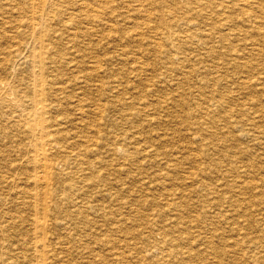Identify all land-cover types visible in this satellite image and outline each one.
<instances>
[{
  "label": "rangeland",
  "instance_id": "374dc122",
  "mask_svg": "<svg viewBox=\"0 0 264 264\" xmlns=\"http://www.w3.org/2000/svg\"><path fill=\"white\" fill-rule=\"evenodd\" d=\"M263 3H264V0H263ZM207 9H209V8L207 7ZM130 14H131V16H130ZM231 15H232L231 19L226 21V18H225L222 21L224 23L223 30L225 33L219 39L220 41H218L217 37H213V39L211 38L207 41L209 43L208 45L211 46V49L209 50V54H207L208 51H204L203 46L200 47L201 49L199 47H194V46L190 47V49H188L189 47L187 45H178L179 47L182 46V48H180V50L184 51L185 52L184 54H186V55L184 56L183 53L181 52L182 55L184 56V57H182L183 59L182 58H180V59L174 58L175 60L171 59V58L169 59V57L166 59V56H165L166 53L172 52V50L171 49L169 50L168 47L164 48L165 53L163 51L160 52L158 50H157V52H158L157 53L156 50L153 48L152 44H148V43H150L149 41L152 38V36H151L152 32L151 31L149 33L148 30H145V33H142L144 37H142L141 35L137 36V34H134V33L139 32V31H136L138 28H136V30L134 29L135 28L134 23L131 26L132 21H134L135 18H137L136 15H134V13H129V15L126 14L125 16H127V17H124L123 20L117 19V21H118L117 25L119 27L118 33L121 34V37H118V38L112 40L113 42L111 41L112 42L111 45L109 44V42L106 43V41H108V40H106V38H105V40L101 39L102 41L101 40L99 41V45L95 47V50L100 51V52L103 51V53L99 52L102 57H107V55H109V54H113L114 56H116L113 60L107 61V63H104V65L107 69H106V71H104V73L102 71L101 75H99L98 78L100 77L99 79H102L103 82L107 81V83H108L109 81L111 82V80L113 81V77H114L115 81L116 80L120 81V85L116 88H110L109 84H106L108 87H104V89H101L99 91V93L95 90H89L90 93H89L88 97H85L86 100L83 101V104H85V105H84V111L82 114H78L75 112V110H73L76 108V106L74 105V102H72V101H74V100H72L74 98H71V99L66 98V99L62 100V103H63L62 105L64 106V109L62 111H65V113L67 114V116L65 117L67 122L64 125L65 128H64V131L62 132V134H64L63 135L64 139H62V141L64 142V140L67 139L65 141V144H67V142H68V145H70L69 147H72V148H74L76 145H78V147L76 146V150H78L81 153L80 154L81 156H78V162L70 163L72 166L70 165L71 167L69 169L72 172L68 169V174H67L68 176L67 175L59 176L58 178L60 181L57 179L51 180V178H50L51 181L49 182L47 188L49 191L50 190L51 191L50 192L48 191L49 195L45 198V202H48V203H46V206H45L46 207V217L42 214V211H41V207L43 206L42 202L44 201L42 194L44 193L43 190H46V189L44 188L45 185L42 182L34 181L32 178L33 177L32 173H36L37 168H35V166L32 165L33 161L31 160L30 151L27 149L25 150L26 146L28 145L27 139H24L25 138L23 136L24 133L21 132V129H20L21 126L15 125L16 121L13 120L12 116H9L10 111L5 110L4 112L3 111L0 112V117H1V119H0V133H1L0 134V142H1V140H3L2 141L3 143L1 142V146H0V148L2 149V150L0 149V154L3 155V157L0 155V166H1L0 171L2 172L4 170L2 173L0 172V175H1L0 176V192L3 193L0 195L1 196V198H0V218H1L0 219V230H2V231H0V259L1 258L5 259L4 264H6V260H8V258H9V260L14 258L11 261V264H18V263L28 264L25 261H22L21 258H18V257L16 258L13 255L17 251H22V250H24V248H26L27 246L32 244V241L34 239L36 241L40 240L43 235L46 236V241L48 242V246L46 249H48L52 252L51 253L50 251L46 250V251H48L47 256H49L48 260L50 261L49 262L50 264H264V189L262 190V188H264L263 187V185H264V176H263V174H264V154H263L264 151H262V150H264V146H263V144H264V136L263 135L264 134H262V132H264V124H262V123H264V120H263L264 114L263 115L261 114L264 112V109H263L264 108V91H263L264 90V88H263V86H264V81H263L264 80V54H263L264 53V40H263L264 36H263L262 32H257L258 31L257 29H259V28L253 27V25H251V23H248V25H247L245 21H241L239 15H237L235 13H232ZM235 15H236V17H235ZM128 18H130V19L128 21H126L125 28H123L122 27V26H124L123 22H124V20H126ZM131 18L133 20H131ZM230 22L232 24H230ZM235 22L236 23L238 22L237 23L238 26L236 25ZM228 24L230 25L231 28L235 29L236 31L231 29L228 26ZM119 25H121V26H119ZM243 25H244V27H242ZM132 27H134V28H132ZM225 27L227 28V30H225L226 29ZM247 27H248V29H247ZM122 28H123V30H122ZM242 29H243V31L244 30H246V31L242 32ZM250 29H252V30H250ZM124 30H126L125 31L126 36L123 38V35H124L123 31ZM231 30H233V31L231 32ZM240 30H241V32H240ZM99 32L103 33L101 31H96L95 33H97V34H94V36L97 37ZM128 33L131 35H129ZM147 34H149V35H147ZM246 34H247V36H246ZM248 34H250V35H248ZM224 35H226V36L224 37ZM229 35L231 38L233 37V40L229 37ZM251 35H253V37ZM255 35H257V36H255ZM127 36H128V38H127ZM134 36H136V38L138 37V39L134 38ZM149 36H150V38H149ZM139 37L142 38L143 41L146 37L145 40L147 41V43H146V41H144V43H143L141 41L142 39L139 40ZM234 37H235V39L237 37V39L235 40ZM250 37H251V39H250ZM148 39H149V41H148ZM153 39H154V37H153ZM214 39H217V40H214ZM249 40H251L253 43L251 41L249 42ZM131 41H133V43ZM134 41H137V42H134ZM211 41H212V43H211ZM256 41H258V42H256ZM130 42H131V44H130ZM234 42H236V43H234ZM243 43H245L246 45L244 44V46H243ZM249 43H252V44H249ZM259 43L261 45H259ZM253 44H254V46H253ZM216 45H218L217 46L218 50L215 47ZM240 45L243 47H241ZM115 46H117V47H115ZM151 46H152V48H151ZM204 46L209 47L207 45H204ZM220 46L223 50L220 48ZM102 47H103V49H102ZM147 47H150V48H147ZM214 47H215V49H214ZM250 47H252V49ZM262 47H263V49H261ZM118 48H121V50ZM152 49L155 51H153ZM166 49H168V50H166ZM224 49L227 51H225ZM231 49H232V52H231ZM241 49H243V50L245 49V50L242 51ZM202 50H203V53H202ZM213 50H214L215 54L212 53ZM248 50H250V51H248ZM260 50H261L262 54L257 53ZM114 51L117 53H115ZM146 51H147V53H146ZM251 51H253L252 52L253 54H251ZM123 52L127 54V56H126V57H128L127 59H125V57L123 58V55L122 56L120 55V53H123ZM221 52L223 54H221ZM233 52H235L236 57H234L235 55ZM106 53H108V54L105 55ZM143 53H146V54H144L142 56ZM159 53H160V55H159ZM117 54H119L120 57ZM154 54L159 58V60ZM162 54H163V57H161ZM132 55L133 56H142L143 57L142 59H144V61L146 60V63H147V65L144 67V71H143L144 73L142 71H141V73H138V76H137L138 78L136 76H133V74H131V76H130V73L128 74V72H130L129 70L132 69V66L129 65V64H131V57H133ZM252 55L255 56L254 60H253ZM262 55H263V58L261 57ZM243 56H245V57H243ZM144 57H147L149 60L147 58H144ZM259 57H260V59H258ZM161 58H163V59H161ZM192 58H194V59L192 60ZM210 58H211V60H210ZM215 58H217V59H215ZM242 58H244V59L242 60ZM240 59H241V61H240ZM127 60H129L130 62H128ZM156 60L159 61V64L155 67L154 64H157ZM164 60H165V63L167 62L170 64L171 68L168 69L170 72L167 70L161 75V73L163 72L162 70H164L163 69L164 67L161 66L162 67L161 68L159 65H160V62L164 61ZM238 60H239V63H238ZM171 61H172V63H171ZM174 61H176V62H174ZM221 61L223 63H220ZM230 61H232V62H230ZM258 61H260V62L257 63ZM118 62H120V63H118ZM203 62H204V64H203ZM255 62H256V65H255ZM200 64H201V66H200ZM216 64H217V66H216ZM104 65H103V67H104ZM115 65H117V66H115ZM211 65H212V67H211ZM242 65H244V66H242ZM252 65H254V66H252ZM120 66H122V67H120ZM215 66H216V69H215ZM249 66L250 67L252 66L253 68L252 67L250 68ZM124 67H125V69H124ZM176 67H177V70H176ZM188 67H189V70H185V68L188 69ZM201 67L202 68L205 67V68L202 69ZM218 67H219V69H217ZM220 67H221V69H220ZM231 67H232V69H231ZM157 68H160V69H158V72H160V73L156 72L157 70H154ZM211 68L213 70H211ZM228 68H230V69H228ZM243 70H244L243 73H239V72H242ZM204 71H205V73H204ZM229 71H230V73H229ZM199 72H200V74H199ZM213 72H215V73H213ZM219 72H220V74H219ZM171 73L174 74V77H173V74H171ZM206 73L208 74V76L206 75ZM221 73H223V75ZM224 73L227 74L228 79L226 78L227 76L223 77L225 75ZM148 74L149 75L151 74L152 76L151 75L150 76L153 78H150V77L147 78V76H149ZM169 74H170V76H169ZM209 74H211V75H209ZM232 74H233V76H232ZM249 74H250V76H249ZM258 74H259V76H258ZM251 75L254 77L252 78ZM145 76H146V78H145ZM185 76L187 77V79ZM190 76H191V78H190ZM218 76H219V78H218ZM234 76L236 79L234 78ZM242 76L250 77L249 83H241L239 80H241ZM104 77H105V79H104ZM119 77H120V79H119ZM126 77H128V79H126ZM211 77H213V78H211ZM229 77L233 78L234 80L230 79ZM129 78L132 79V81ZM209 78H211V79H209ZM256 78H258V79H256ZM179 79L181 81L182 80H185V81L181 82ZM222 79H223V82H222ZM251 79H252V82H251ZM253 79H255L256 81ZM128 80L131 82H129ZM177 80L179 82H177ZM188 80H190V81H188ZM216 80H217V83H216ZM257 80H258V82H257ZM136 81H137V83H136ZM233 81H235V82H233ZM253 81H255V82H253ZM156 82H157V84H156ZM168 82H171V83H168ZM173 82L177 85H175ZM111 83H113V82H111ZM145 83H146V85H145ZM222 83L223 84L226 83V85L224 86ZM238 83L239 84L241 83V84L238 86ZM155 84L157 86H155ZM218 84H219V86H218ZM232 84H234V85H232ZM235 84H236V86H235ZM249 84H250V86H249ZM183 85H184V87H183ZM147 86H148V89H147ZM162 86H165V87L167 86V87L165 88ZM172 86H173V89H172ZM159 87H160V89H159ZM179 87H180L181 92L180 91L178 92ZM232 87L234 89L237 88V89H235V91L236 90H238V91L235 92ZM239 87L242 89H240ZM108 88H110L111 90H109ZM138 88H141L142 91H140V89H138ZM219 88L221 89L220 91H219ZM128 89H129V91H128ZM206 89L208 91H206ZM163 90H164V92H163ZM230 90H232L233 92ZM242 90H244V91L242 92ZM123 91H124V93H123ZM131 91H134L135 93H133ZM204 91L207 93H205ZM222 91L224 92V94L222 93ZM227 91L230 93L228 94ZM188 92H190V93H188ZM197 92H199V93H197ZM217 92H219V93L217 94ZM183 93H185V94H183ZM243 93L245 94V96L243 95ZM113 94H115V95H113ZM118 94H119V96H118ZM176 95H178L179 97L177 98ZM108 96H110L111 98ZM98 97H99V99H98ZM134 97H135V99H134ZM157 97H158V99H157ZM200 97H204V98H200ZM222 97L224 100L221 99ZM227 97L229 99H227ZM242 97H243V100H241ZM244 97H245V99H244ZM249 97H250V99H249ZM231 98H232V101L234 99V101H233L234 103L232 101H230ZM194 99L197 100V102ZM253 99H254V101H253ZM96 100L98 102L100 100V103H99V104H101V108L99 110V111H101L100 113H99V111L95 112L93 110V106H94L93 103H95ZM211 100H212V102H210ZM249 100H252V101H249ZM174 101H176V102H174ZM192 101H193V103H192ZM222 101H223V103H222ZM131 102H133L132 103L133 105L131 104ZM194 102H196V103H194ZM227 102L231 107L227 104ZM251 102L252 103L254 102V103L251 104ZM137 103L140 104L141 106L137 105ZM177 103H179V105ZM221 103L224 105H222ZM237 103H238V105H237ZM159 104H160V106H159ZM203 104H205V105H203ZM249 104L251 107L247 106ZM87 105H89V106H87ZM208 105H211L212 107L208 106ZM254 105H255V107H253ZM118 106H119V108H118ZM225 106H228V107H225ZM236 106H238V107L236 108ZM239 106H240V108H239ZM246 106L248 109L249 108H250V110L252 109L251 112H254L255 114L254 113L252 114L250 112V110H248L246 108ZM150 107L152 108V110ZM223 107H225V108H223ZM232 107H233V109H232ZM137 108L139 110H137ZM220 108H221V110H219ZM222 108H223V110H222ZM199 109H202V110H199ZM224 109H225V111H224ZM195 110L196 111L198 110V111L196 112ZM212 110L213 111L215 110V111L213 112ZM235 110H238V111H235ZM260 110H261V112H260ZM179 111H180V113H179ZM209 111H211V112H209ZM239 111H241L242 115L240 114ZM246 111H247V113H246ZM55 112L56 113H54V114H58V111H55ZM199 112H202V113H199ZM258 112H260V113L256 114ZM174 113H176L177 115ZM74 114H75V116H74ZM113 114H114V116H113ZM118 114H120V115H118ZM121 114H124V115H121ZM139 114H140V116H139ZM165 114H167V115H165ZM6 115H8L9 117ZM89 115H90V117H89ZM134 115H136V116H134ZM163 115L166 117H163ZM203 115H205V116H203ZM224 115H226L225 118H224ZM97 116H99V118ZM148 116L150 118H148ZM169 116L171 118H169ZM177 116H178V119H177ZM229 116L232 118H230ZM244 116H246V117L248 116V118H245ZM81 117H83V119ZM91 117H92V119H91ZM102 117L104 118V120ZM136 117H139V118H136ZM192 117L194 119H192ZM241 117H243V118H241ZM252 117L254 120L252 119ZM262 117H263V119H262ZM78 118H80V119H78ZM130 118H131V120H130ZM86 119H88V120H86ZM159 119L162 122H160ZM180 119H181V121H180ZM224 119H226V120H224ZM93 120H96V121H93ZM124 120H126V121H124ZM153 120H154V122H153ZM87 121H89V122H87ZM90 121H92V122H90ZM136 121H138V122H136ZM199 121H200V123H199ZM239 121H240V124H239ZM260 121L262 123H259ZM144 122H146V124H144ZM158 122H159V124H158ZM68 123H70V124H68ZM86 123L89 125L87 126ZM98 123H100V125ZM224 123H227V124H224ZM83 124H84V126H83ZM147 124H150V125L152 124V125L150 126ZM183 124H185V126ZM248 124L251 126V128H248L249 127ZM78 125H79V127H78ZM216 125L217 126L219 125L220 127L217 128ZM242 125H244V126H242ZM259 125H261L262 128ZM95 126L97 128H95ZM129 126L131 129H133V131L130 128H127ZM206 126L207 127L209 126L210 128L209 127L206 128ZM72 127L74 129L76 127L75 130H77L79 132L82 131V132H80V134H79V132H76L75 130H73ZM254 127H256V128H254ZM5 128H7V130ZM69 128L73 131L69 130ZM220 128L223 130H221ZM244 128H246V129L244 130ZM125 129H127V130H125ZM164 129H166V130L169 129V130L166 131ZM188 129H189V131H188ZM208 129H210V130H208ZM240 129H241V131H240ZM251 129H253V131H254L253 133H252ZM10 130H12V131H10ZM227 130L230 132L232 131V132L230 133ZM250 130H251V132H250ZM258 130H260V131L263 130V131L258 132ZM7 131H8V133H7ZM15 131H16V133H15ZM110 131L113 133L111 134ZM234 131L239 135V138H238V135ZM239 131L241 133L244 131V133L241 134V133H239ZM248 131L252 134H249ZM19 132H21V133H19ZM121 132H122V134H120ZM134 132H135V134H134ZM152 132H154L156 135ZM194 132H196V133H194ZM202 132H203V134L205 133V137L202 134ZM224 132H226L227 134H225ZM71 133H72V136L70 135ZM94 133H95V135H93ZM136 133H137V135H136ZM167 133L171 134V135H169L167 137V135H168ZM223 133H224V135H223ZM233 133H234V135H233ZM260 133L262 136H260ZM82 134H83L84 138L82 137ZM103 134H104V136H103ZM115 134H117V136ZM127 134H129V135H127ZM206 134H207V136H206ZM213 134L217 135L216 136L217 138H215L214 137L215 135H213ZM228 134H230V135H228ZM4 135H6L7 137H5ZM119 135H121V136H119ZM123 135H125L124 138H122ZM208 135H210V136H208ZM21 136H23V138ZM99 136L103 137V138H100ZM118 136H119V138H118ZM126 136L128 139L126 138ZM252 136L255 138H253ZM65 137H67V138H65ZM73 137H74V139H73ZM95 137H98V138H95ZM115 137H117V138L114 139ZM196 137H198V138H196ZM206 137H208L207 138L208 140L205 139ZM213 137L215 139H217V142L220 140H221L220 142H222V141L223 142L221 144H220V142H218V144H216L217 142L215 141V139ZM228 137H230V138H228ZM235 137H237V139H239V140L237 141V139ZM79 138L81 141L79 140ZM111 138H112V140H111ZM120 138H122V141ZM133 138H135V141ZM218 138H220V139L218 140ZM227 138H228V142H227ZM243 138H245V139H243ZM248 138L251 139V142H249L250 140ZM10 139H11V141H10ZM101 139H102V141H101ZM190 139H191V141H190ZM210 139H211V141H210ZM254 139H255V141H254ZM7 140H9V142ZM117 140H119L121 142H119ZM140 140H141V142H140ZM234 140L236 141L237 144L235 143ZM252 140L254 141L253 144H252ZM4 141H6L7 143ZM12 141H13V143H12ZM70 141H72V142L75 141V143L76 142L77 143L73 147L72 146L73 144H69ZM89 141H91V142H89ZM93 141H94V143H93ZM124 141H126L125 143L128 144V145L126 144L127 146L125 145ZM131 141H134V142H131ZM151 141H152V143H150ZM163 141H164V143H163ZM170 141H171V143H170ZM256 141H258V142H256ZM18 142H22V143H18ZM102 142H103V144H102ZM115 142H118V144H116ZM255 142H256V144H255ZM8 143H10V144H8ZM111 143H112V145H111ZM132 143H134L133 145H136V146H131ZM187 143L191 144V145H188ZM199 143H201V144H199ZM203 143H204V145H202ZM210 143L213 145L212 147H211ZM240 143H242V144H240ZM244 143H245V145H244ZM3 144H4V146H3ZM85 144L87 145V147ZM113 144L116 146H114ZM129 144H131V145H129ZM137 144H138V146H137ZM148 144H149V147L151 145H155L152 147V149H155V148H157V149L150 150L151 147L149 148ZM180 144H181V146H180ZM227 144H229L228 147L226 146ZM235 144H236V147H235ZM238 144H240V145H238ZM250 144H252L251 147L249 146ZM18 145H20V146H18ZM118 145H119V147H118ZM220 145H221V147H220ZM242 145H244V146L242 147ZM5 146H6V148H5ZM9 146H10V151H9L10 153H7V151L9 150ZM92 146L93 147L97 146V147L91 148ZM200 146H201V148H200ZM203 146H204V148H203ZM229 146H231V149ZM259 146H261V147H259ZM11 147L13 148V150ZM102 147H103V150H102ZM138 147H140V148H138ZM146 147L149 149H147ZM188 147H190V148H188ZM122 148L125 150H123ZM176 148L178 151L176 150ZM90 149L91 150L93 149L91 151V155L89 154ZM96 149H97V153H96ZM120 149H122L123 151L122 150L120 151ZM142 149H146V150H142ZM203 149H208V151L203 150ZM259 149H261V150H259ZM87 150H88V152H87ZM132 150H134V151H132ZM179 150H180V153H179ZM211 150H213L214 153ZM240 150H241V154H237L238 156L237 155L235 156L234 154H236V152L240 153ZM3 151L6 153L3 154ZM17 151L19 153H21V155H19L21 158L24 155H25V157H23L21 159L17 155V154H19ZM83 151H84V153H82ZM107 151L109 152V154ZM135 151H136V154H135ZM151 151H153V152H151ZM154 151H155V153H154ZM201 151H203V152H201ZM204 151H206V153ZM227 151H228V154H227ZM175 152L177 153V155H175ZM260 152H263V153H260ZM139 153L141 156L139 155ZM145 153H147V154H145ZM150 153H152V154H150ZM12 154L15 156H13ZM82 154H83V156H82ZM142 154H144V155H142ZM190 154H192V156ZM207 154H211V155H207ZM186 155H187V157H186ZM260 155H262V156H260ZM10 156H12V157H10ZM117 156H120V157L118 158ZM228 156H229V158H227ZM233 156H235V157H233ZM244 156H246V158ZM214 157L216 160L214 159ZM222 157H224V158L226 157V158L222 159ZM230 157H232V158H230ZM236 157H238L240 161ZM17 158L19 160H16ZM27 158H28V161H25V159L27 160ZM124 158L126 161L124 160ZM190 158L193 160V162ZM207 158H208V160H207ZM244 158H245V161H243ZM80 159L82 160V163L80 162L81 161ZM111 159H113V160H111ZM120 159L122 160V162ZM248 159H249V161H248ZM96 160H97V162H96ZM194 160H196V161H194ZM210 160L211 161L213 160L212 162H214V164ZM22 161H23V164H22ZM235 161H237V163H235ZM252 161H253V163H251ZM226 162H228L230 164V165L227 164L228 167H226ZM238 162L239 163L241 162L240 166H239ZM124 163H125V165H122ZM194 163H196V164H194ZM215 163H217V164L215 165ZM232 163L235 164V165H233L234 169H233V166H231ZM254 163H256V164H254ZM26 164L28 165L27 167H26ZM74 164H76V165H74ZM77 164L80 167H78ZM82 164H84V165H82ZM223 164H225V166ZM247 164H248L247 168H249V169L246 168ZM19 165L21 166V168ZM213 165H214V167H213ZM221 165L225 169H222ZM17 166H18V168H16ZM24 166L26 167V169ZM30 166L33 168V170L35 172L31 169L29 171V168H31ZM215 166H217V167H215ZM3 167H4V169H3ZM202 167H206V169L202 168ZM242 167H243V169H242ZM27 168H28V170H27ZM78 168L81 169L82 173H80V169H78ZM123 168H125V169H123ZM129 168H130V170H129ZM207 168H209L208 169L209 172L207 171ZM228 168L229 169L232 168V169L229 170ZM238 168H239V170H238ZM250 168H252V169L250 170ZM11 169H13L14 171ZM220 169L222 171H220ZM257 169H259V170H257ZM38 170H39V168H38ZM124 170H126L127 173ZM192 170H194V171H192ZM196 170H198V172ZM202 170H204V171H202ZM227 170H228V174H227ZM232 170L233 171L235 170V171L232 173ZM11 171H12V173H11ZM101 171H102V173H101ZM237 171H238V173H237ZM248 171H249V175H248ZM250 171L252 173H253V171L256 172V173L254 172L252 174L254 176L251 177ZM23 172H24V174H22ZM192 172L193 173L195 172L194 175H192L193 174ZM220 172H222V173H220ZM230 172H231L232 176L230 175ZM13 173H15V174H13ZM16 173H18V174H16ZM190 174L192 176H190ZM195 174H196V176H195ZM221 174H224V175L221 176ZM225 174H227V176ZM236 174H238V175H236ZM244 174H247L246 176H247V178L249 177V179H247ZM256 174H259V176H263V177H259L258 175L256 176ZM27 175H28V177H27ZM94 175H97V176L99 175V176L98 177L96 176L97 177V179H96V177ZM164 175H166V176H164ZM243 175H244V177H243ZM30 176H32V177H30ZM101 176H102V178H101ZM140 176H141V178H140ZM224 176H225V178H224ZM195 177L198 178L199 180L195 179ZM234 177H236V178H234ZM253 177H254V179L252 180ZM3 178H6V179H3ZM12 178H13V181H12ZM61 178H64V179L66 178V179L64 181L63 179L61 180ZM244 178L248 181H245ZM255 178L259 179L258 180L259 182L254 181V180H256ZM20 179H22V180L20 181ZM92 179H93V181H92ZM6 180H7V182H6ZM241 180H244V181L240 182ZM24 181H25V183H24ZM83 181H84V183H82ZM232 181H233V183H232ZM57 182H58V184H57ZM235 182H238V183H235ZM60 183L63 184V189L66 188L67 190L66 189L63 190L61 187L62 185ZM65 183L68 185L70 184V187H67V185ZM71 183H72V185H71ZM224 183H226L225 184L226 186L224 185ZM243 183L245 185H243ZM257 183H258V185H257ZM19 184H20V186H19ZM22 184H23V186H22ZM29 184H30V186L27 187ZM38 184H40V185H38ZM82 184L83 185L89 184L91 186L88 185V187H87L86 185H84V187H83ZM235 184H237V185H235ZM246 184H248V186H246ZM15 185H16V187H15ZM32 185H34L35 188L36 189L38 188V189L35 190V188ZM52 185H55V186L52 187ZM141 185H142V187H141ZM202 185L205 187H202ZM222 185H224L225 187ZM229 185H230V187H232L231 189L229 188ZM11 186H12V188H11ZM56 186H57V188H56ZM166 186H168V187H166ZM256 186H258V188ZM72 187H73V189H72ZM80 187H83V188L80 189ZM193 187H194V189H193ZM238 187L240 190L238 189ZM246 187H247V190L245 189ZM18 188H19V190H18ZM70 189L73 191H71ZM106 189H107V191H105ZM259 189H261V191H259ZM230 190H231V193H229ZM244 190L247 192H245ZM173 191L176 193H173ZM184 191L186 194L184 193ZM237 191H239V192H237ZM34 192H36V193H34ZM51 192L53 195H51ZM57 192H59V193H57ZM107 192L108 193L110 192L111 195H110V193L108 194ZM235 192H237V193H235ZM4 193H5L6 197L4 196ZM19 193H20V195H19ZM238 193H240V194H238ZM25 194H26V196H25ZM78 194H79V196H78V198H76ZM74 195H76L75 198H74ZM180 195L182 197H180ZM9 196L12 199V201L10 198H7ZM12 196H14V197H12ZM33 196L34 197L37 196V197L33 198ZM50 196H51V198H50ZM53 196L55 197L56 200H53L54 199ZM62 196H63V198H62ZM178 196H179V198H178ZM24 197L26 199H23ZM31 198H32V200H31ZM171 198H175V199H171ZM1 199H3V200H1ZM35 199L38 201H36ZM76 199H77V201H76ZM134 199L135 200L139 199L140 201L139 200L135 201ZM205 199H207V200H205ZM20 200H23V201H20ZM28 200H30V201H28ZM123 200H124V202H123ZM26 201H27V203H26ZM53 201H55V202H53ZM79 201L81 203H84L85 205L81 204ZM138 201L142 203V204L140 203L141 206L139 203H137ZM181 201L183 203H181ZM224 201H225V203H224ZM39 202H41V204ZM63 202L66 204H64ZM130 203H134V204L132 205ZM173 203H175V204H173ZM178 203H179V206H177ZM186 203H188L189 205ZM79 204H81V205H79ZM137 204H138V206H137ZM165 204L167 205L168 208H166ZM129 205H130V209H129ZM82 206H84V207H82ZM184 206H185V208H184ZM225 206H227V207H225ZM178 207H181L183 210L179 208L180 211H178V209H177ZM105 209L106 210L108 209V210L105 211ZM235 209L239 212H237ZM140 210H142L143 212ZM222 210H225L226 214ZM182 211H183V214H182ZM218 211H220V212L218 213ZM144 212H146V213H144ZM177 212H179V213H177ZM240 212H241V214H240ZM150 213H151V215H150ZM134 214H136V215H134ZM180 214H182V215H180ZM31 215L33 216L32 218H31ZM37 215H38V217H37ZM50 215H51V217H50ZM63 216H65L66 218ZM177 216H179V217H177ZM87 218L89 219V221L91 219V221L90 222L87 221ZM152 218H153V220H152ZM176 218H177V220H176ZM36 219L39 221L42 220V224L48 223L49 225L46 224L47 228L45 227V225H43L44 226L43 230L45 233L44 232L42 233V232H40V230H38L37 234L35 233L34 238H32L33 237L32 235L34 234L33 228H32L34 226H33L32 222L35 224L34 221ZM68 219L70 220V222ZM191 220H192V222H191ZM119 221H121V222H119ZM169 221H171V222H169ZM52 223H55V224L58 223V224H56L57 225L56 226L55 224L53 225ZM170 223H172L174 225L171 226ZM30 225H32V227H29ZM62 225H63V227H62ZM58 226H59V228H58ZM169 226H170L169 229L170 230L174 229L172 231L175 232V233H173L174 234L173 237L175 238V243L177 245L175 244L176 246L174 245V248L177 247L178 250H176V251H179L181 254V255H178L179 253H176L174 259L169 258L168 256L165 257V251L167 250L168 246H169V248L171 246L169 244H167L166 242H162L160 240L161 239L160 234H162L161 231L165 232L164 230L166 228H168ZM164 227H165V229H164ZM63 230H65V231H63ZM68 230H69V232H67ZM159 230H161V231H159ZM30 231H32V232H30ZM70 231L72 233H70ZM136 231L138 232L137 234H136ZM54 232H56V233H54ZM141 232H142V234H141ZM46 233H48V236ZM55 234L57 235L58 238L56 237ZM68 234H70L71 236L69 235L70 236L69 237ZM147 234H148V236H147ZM178 234H180L181 236H178ZM138 235H140V237ZM63 236L65 238H67V240H69L70 242L67 241ZM216 236H217V238H216ZM35 237H37V239ZM147 237L151 240V242ZM176 237L178 239H176ZM47 238H49V239H47ZM54 238H55V242H54ZM61 239H63L62 240L63 242L61 241L62 244L59 243V241ZM142 239L146 240L147 243L145 241H143ZM56 240L58 243L56 242ZM180 240H182V241H180ZM52 241H53V243H52ZM64 241H66L67 244ZM159 241H160V243H159ZM209 241H211V244H209L210 243ZM103 242H105V243H103ZM126 243H127V245H125ZM56 244H57V246L55 247L54 245H56ZM69 244L71 245V247L69 246ZM146 244L150 245V246H146ZM196 244H198V245H196ZM59 246L60 247L62 246L61 247L62 249ZM151 246L152 247L156 246V248L151 249L150 248ZM64 247L67 249L65 250ZM148 248H150V249H149L148 255H147ZM160 248L161 249L163 248V249L160 250ZM57 249H59V250H57ZM63 249H64V251H63ZM183 249H184V251H183ZM52 250H54V251H52ZM143 250L145 251V253ZM162 251H164L163 252L164 256H163ZM184 252H186L185 255H184ZM54 253H55V255H54ZM63 253H65V254H63ZM143 253H144V255H143ZM155 253L157 254V257H156ZM119 255H121L120 258H122V259H119ZM145 255H146V257H145ZM154 255H155V257H154ZM51 257L54 259H52ZM161 257H163V258H161ZM0 264H2V263H0Z\"/></svg>",
  "mask_w": 264,
  "mask_h": 264
},
{
  "label": "bare ground",
  "instance_id": "6f19581e",
  "mask_svg": "<svg viewBox=\"0 0 264 264\" xmlns=\"http://www.w3.org/2000/svg\"><path fill=\"white\" fill-rule=\"evenodd\" d=\"M207 7L209 8V9H207ZM129 13H134V15H136V17L137 18H135V20L134 21H132V24H131V26L133 25V23L135 24V28L134 27H132V28H134L135 30H136V28H138L136 31H139V32H137V33H134L133 31V33L134 34H137V36L138 35H141L142 37H144L143 36V34L142 33H145V30H148L149 31V33H150V31L152 32V40L150 39V41H149V39H148V41L150 42V43H148V44H152V46H153V48L156 50V52H157V50L158 51H160V52H164L165 51V47H168V49L170 50H172V52H167L166 53V59L169 57V59L171 58V59H174V58H178V59H180V58H182V57H184L186 54H184L185 52L184 51H182V50H180V48H182V46L181 47H179L178 45H187L189 48L188 49H190V47H202L203 46V49H204V51H208L207 52V54H209V50L211 49V46H209L208 44V40L209 39H213V37H217V39H218V41H220L219 39L223 36V34L225 33L224 32V30H223V25H224V23L222 22L225 18H226V21H228L229 19H231V17H232V13H235V14H237V15H239V17H240V19H241V21H245L246 22V24L248 25V23H251V25H253V27H255V28H259V29H257L258 31L257 32H262V34H263V36H264V3H263V0H0V112L1 111H5V110H8V111H10V114H9V116H12V118H13V120H15L16 122H15V125H19V126H21L20 127V129H21V132H23L24 134H23V136L25 137L24 139H27V142H28V147L26 146V148H25V150L27 149V150H29L30 151V154H31V160L33 161V166H35V168H37L36 169V173H32V176H30V177H32L33 178V180L34 181H40V182H42L44 185H45V189L46 190H43L44 191V193L42 194V196H43V202H42V207H41V211H42V214L46 217V203H48V202H45V198L49 195V193H48V188H47V186H48V184H49V182L51 181V180H53V179H57V180H59V176H65V175H67L68 174V169L72 166L70 163H75V162H78V156H81L80 154V152L78 151V150H76V146L78 147V145H76V143H75V141H70V143L69 144H73L72 146L74 147L75 145V147L74 148H72V147H69L70 145H68V142H67V144H65V141L67 140H64V142L62 141V139H64L63 138V135L64 134H62V132L64 131V125L66 124V119H65V117L67 116V114L65 113V111H62L63 109H64V106L62 105L63 103H62V100H64V99H71V98H74V99H72V100H74V101H72V102H74V105L76 106V108L75 109H73V110H75V112L76 113H78V114H82L83 113V111H84V105L85 104H83V101H85L86 100V98L85 97H88V95H89V93H90V91L89 90H95V91H97L98 93H99V91L101 90V89H104V87H108L106 84H109V87L110 88H116V87H118L119 85H120V81L119 80H116L115 81V79H114V77H113V81L111 80V82H113V83H111L110 81L107 83V81L106 82H103L102 81V79H99L98 78V76L99 75H101V73H102V71H103V73H104V71H106V67H105V65H104V63H107V61H111V60H113L116 56H114L113 54H109V55H107L108 53H106L105 55H107V57H102L101 56V54L100 53H103V51L102 52H100V51H96L95 50V47L96 46H98L99 45V41L101 40V39H104L105 40V38H106V40H108V41H106V43H108L109 42V44L111 45L112 44V40H114V39H116V38H118V37H121V34H119L118 33V21H117V19H121V20H123V18L124 17H127V16H125L126 14H128L129 15ZM130 16H131V14H130ZM133 16V15H132ZM216 16V17H215ZM235 17H236V15H235ZM130 18H128V19H126V20H124V26H122L123 28H125V23H126V21H128ZM197 19V20H196ZM239 19V20H240ZM131 20H133L132 18H131ZM232 22V21H231ZM230 22V24H232ZM122 23V22H121ZM236 23V22H235ZM234 23V24H235ZM238 23V22H237ZM237 23H236V25H237ZM244 23V22H243ZM242 24V23H241ZM129 25V24H128ZM227 25V24H226ZM225 25V26H226ZM245 25V24H244ZM244 25L242 26V27H244ZM119 26H121V25H119ZM228 26L230 27V25L228 24ZM233 26V25H232ZM238 26V25H237ZM241 26V25H240ZM235 27V26H234ZM249 27V26H248ZM248 27H247V29H248ZM123 28H122V30H123ZM131 28V27H130ZM226 28V27H225ZM231 28V27H230ZM237 28V27H236ZM240 28V27H239ZM252 28V27H251ZM127 29V28H126ZM129 29V28H128ZM229 29V28H228ZM231 29H233V28H231ZM131 30V29H130ZM134 30V31H135ZM225 30H227V28L225 29ZM233 30H235V29H233ZM233 30H231V32L233 31ZM250 30H252V29H250ZM256 30V29H255ZM96 31H101V32H103V33H100L99 32V34L97 35V37H95L94 36V34H97V33H95ZM125 31L126 30H124L123 31V38L126 36L125 35ZM230 31V30H229ZM236 31V30H235ZM244 31H246V30H244ZM243 31V29H242V32H244ZM129 32V31H128ZM240 32H241V30H240ZM239 32V33H240ZM254 32V31H253ZM131 33V32H130ZM255 33V32H254ZM127 34V33H126ZM129 34V33H128ZM132 34V33H131ZM131 34H129V35H131ZM133 34V35H134ZM245 34V33H244ZM256 34V33H255ZM261 34V35H262ZM93 35V36H92ZM147 35H149V34H147ZM239 35V34H238ZM237 35V36H238ZM248 35H250V34H248ZM260 35V36H261ZM140 36V37H141ZM226 35H224V37H225ZM236 36V35H235ZM246 36H247V34H246ZM252 37H253V35H251ZM255 36H257V35H255ZM130 37V36H129ZM139 37V40H141L142 38H140ZM148 37V36H147ZM153 37H154V39H153ZM229 37H230V35H229ZM228 37V38H229ZM239 37V36H238ZM241 37V36H240ZM249 37V36H248ZM127 38H128V36H127ZM134 38H136V36H134ZM149 38H150V36H149ZM231 38V37H230ZM229 38V39H230ZM260 38V37H259ZM262 38V37H261ZM130 39V38H129ZM136 39H138V37L136 38ZM145 39H146V37H145ZM144 39V41H146ZM217 39H214V40H217ZM226 39V38H225ZM232 40H233V37L231 38ZM234 39H235V37H234ZM236 39H237V37H236ZM235 39V40H236ZM250 39H251V37H250ZM127 40V39H126ZM135 40V39H134ZM224 40V39H223ZM222 40V41H223ZM234 40V41H235ZM241 40V39H240ZM253 40V39H252ZM264 40V39H263ZM102 41V40H101ZM112 41V42H111ZM123 41V40H122ZM143 43H144V41H143V39L141 40ZM243 41V40H242ZM251 40H249V42H250ZM125 42V41H124ZM132 43H133V41H131ZM131 42H130V44H131ZM134 42H137V41H134ZM216 42V41H215ZM225 42V41H224ZM230 42V41H229ZM238 42V41H237ZM246 42V41H245ZM252 42V41H251ZM256 42H258V41H256ZM261 42V41H260ZM105 43V44H106ZM141 43V42H140ZM146 43H147V41H146ZM211 43H212V41H211ZM214 43V42H213ZM232 43V42H231ZM234 43H236V42H234ZM253 43V42H252ZM252 43H249V44H252ZM244 44L245 43H243V46H244ZM257 44V43H256ZM109 45V46H110ZM115 45V44H114ZM142 45V44H141ZM145 45V44H144ZM192 45V46H191ZM204 45H207V46H209V47H205ZM246 45V44H245ZM259 45H261L260 43H259ZM258 45V46H259ZM108 46V45H107ZM106 46V47H107ZM139 46V45H138ZM143 46V45H142ZM152 46H151V48H152ZM217 46L218 45H216L215 47L217 48ZM222 46V45H221ZM221 46H220V48H221ZM228 46V45H227ZM231 46V45H230ZM234 46V45H233ZM241 46V45H240ZM243 46H241V47H243ZM249 46V45H248ZM253 46H254V44H253ZM252 46V47H253ZM114 47V46H113ZM115 47H117V46H115ZM125 47V46H124ZM123 47V48H124ZM215 47H214V49H215ZM239 47V46H238ZM240 47V48H241ZM252 47H250L251 49H252ZM108 48V47H107ZM132 48V47H131ZM130 48V49H131ZM137 48V47H136ZM147 48H150V47H147ZM219 48V49H220ZM225 48V47H224ZM232 48V47H231ZM234 48V47H233ZM256 48V47H255ZM258 48V47H257ZM102 49H103V47H102ZM118 49H120L121 50V48H118ZM142 49V48H141ZM168 49H166V50H168ZM185 49V48H184ZM196 49V48H195ZM198 49V48H197ZM201 49V48H200ZM222 49V48H221ZM246 49V48H245ZM244 49V50H245ZM261 49H263V47L261 48ZM115 50V49H114ZM119 50V51H120ZM126 50V49H125ZM144 50V49H143ZM153 50V49H152ZM155 50H153V51H155ZM187 50V49H186ZM217 50H218V48H217ZM223 50V49H222ZM225 50V49H224ZM230 50V49H229ZM235 50V49H234ZM233 50V51H234ZM242 51H244L243 49H241ZM255 50V49H254ZM118 51V50H117ZM131 51V50H130ZM149 51V50H148ZM152 51V52H153ZM225 51H227V50H225ZM248 51H250V50H248ZM256 51V50H255ZM100 52V53H99ZM108 52V51H107ZM115 52V51H114ZM125 52V51H124ZM120 53V55L122 56L123 55V58L125 57V59H127L128 57H126L127 56V54L126 53ZM128 52V51H127ZM142 52V51H141ZM140 52V53H141ZM183 53V55H182V53ZM189 52V51H188ZM231 52H232V49H231ZM253 51H251V54H253L252 53ZM263 52V51H262ZM115 53H117V52H115ZM146 53H147V51H146ZM146 53H143L142 54V56L144 55V54H146ZM158 53V52H157ZM165 53V52H164ZM192 53V52H191ZM202 53H203V50H202ZM213 54H215L214 53V50H213V52H212ZM228 53V52H227ZM234 53V55H235V52H233ZM240 53V52H239ZM257 53H261V50L259 51V52H257ZM156 54V53H155ZM154 54V55H155ZM168 54V55H167ZM190 54V53H189ZM205 54V53H204ZM206 54V55H207ZM221 54H223L222 52H221ZM226 54V53H225ZM238 54V53H237ZM262 54V53H261ZM264 54V53H263ZM103 55V54H102ZM117 55H119V54H117ZM120 55H119V57H120ZM159 55H160V53H159ZM158 55V56H159ZM194 55V54H193ZM199 55V54H198ZM197 55V56H198ZM240 55V54H239ZM131 56V55H130ZM133 56V55H132ZM142 56H133V57H131V64H129V65H131L132 66V69H130L129 71L130 72H128V74L130 73V76H131V74H133V76H138V73H141V71L143 72L144 71V67L147 65V63H146V60L144 61V59H142L143 57ZM150 56V55H149ZM156 56V55H155ZM188 56V55H187ZM219 56V55H218ZM217 56V57H218ZM231 56V55H230ZM251 56V55H250ZM253 56V55H252ZM259 56V55H258ZM257 56V57H258ZM118 57V56H117ZM157 57V56H156ZM161 57H163V54L161 55ZM190 57V56H189ZM192 57V56H191ZM208 57V56H207ZM212 57V56H211ZM215 57V56H214ZM234 57H236V55L234 56ZM243 57H245V56H243ZM249 57V56H248ZM254 57L255 56H253V60H254ZM262 58H263V55L261 56ZM144 58H147V57H144ZM158 58V57H157ZM201 58V57H200ZM227 58V57H226ZM250 58V57H249ZM148 59V58H147ZM151 59V58H150ZM161 59H163V58H161ZM183 59V58H182ZM181 59V60H182ZM194 58H192V60H193ZM204 59V58H203ZM215 59H217V58H215ZM225 59V58H224ZM237 59V58H236ZM244 58H242V60H243ZM247 59V58H246ZM251 59V58H250ZM249 59V60H250ZM258 59H260V57L258 58ZM122 60V59H121ZM149 60V59H148ZM158 60H159V58H158ZM158 60H156L157 62V64H154L155 65V67L159 64V61ZM175 60V59H174ZM187 60V59H186ZM210 60H211V58H210ZM116 61V60H115ZM128 62H130L129 60H127ZM177 61V60H176ZM176 61H174V62H176ZM185 61V60H184ZM188 61V60H187ZM201 61V60H200ZM223 61V60H222ZM220 62V63H223V62ZM240 61H241V59H240ZM248 61V60H247ZM173 62V63H174ZM230 62H232V61H230ZM229 62V63H230ZM246 62V61H245ZM260 61H258L257 63H259ZM112 63V62H111ZM118 63H120V62H118ZM117 63V64H118ZM155 63V62H154ZM167 63V62H166ZM165 63V60L164 61H161L160 62V67L162 66V67H164L163 69L164 70H162L163 72L161 73V75L165 72V71H167L169 68H171L170 67V64L169 63H167L166 64ZM171 63H172V61H171ZM178 63V62H177ZM184 63V62H183ZM234 63V62H233ZM238 63H239V60H238ZM237 63V64H238ZM251 63V62H250ZM249 63V64H250ZM180 64V63H179ZM203 64H204V62H203ZM218 64V63H217ZM217 64H216V66H217ZM232 64V63H231ZM235 64V63H234ZM243 64V63H242ZM248 64V63H247ZM262 64V63H261ZM260 64V65H261ZM103 65H104V67H103ZM107 65V64H106ZM122 65V64H121ZM223 65V64H222ZM221 65V66H222ZM255 65H256V62H255ZM109 66V65H108ZM115 66H117V65H115ZM194 66V65H193ZM200 66H201V64H200ZM216 66H215V69H216ZM224 66V65H223ZM237 66V65H236ZM240 66V65H239ZM242 66H244V65H242ZM252 66H254V65H252ZM251 66V67H252ZM119 67V66H118ZM117 67V68H118ZM120 67H122V66H120ZM150 67V66H149ZM161 67V68H162ZM211 67H212V65H211ZM233 67V66H232ZM232 67H231V69H232ZM250 67V66H249ZM250 67V68H251ZM151 68V67H150ZM180 68V67H179ZM202 68V67H201ZM205 68V67H204ZM204 68H202V69H204ZM242 68V67H241ZM253 68V67H252ZM258 68V67H257ZM256 68V69H257ZM260 68V67H259ZM124 69H125V67H124ZM158 69H160V68H157V69H154V70H157L156 72H158ZM182 69V68H181ZM198 69V68H197ZM201 69V70H202ZM210 69V68H209ZM217 69H219V67L217 68ZM220 69H221V67H220ZM228 69H230V68H228ZM234 69V68H233ZM243 69V68H242ZM249 69V68H248ZM176 70H177V67H176ZM185 70H189V67H188V69H186L185 68ZM211 70H213L212 68H211ZM241 70V69H240ZM121 71V70H120ZM169 71V70H168ZM233 71V70H232ZM125 72V71H124ZM146 72V71H145ZM153 72V71H152ZM170 72V71H169ZM180 72V71H179ZM191 72V71H190ZM202 72V71H201ZM222 72V71H221ZM235 72V71H234ZM244 72V70L242 71V72H239V73H243ZM144 73V72H143ZM149 73V72H148ZM158 73H160V72H158ZM183 73V72H182ZM187 73V72H186ZM185 73V74H186ZM204 73H205V71H204ZM209 73V72H208ZM213 73H215V72H213ZM229 73H230V71H229ZM110 74V73H109ZM171 74H173V73H171ZM184 74V75H185ZM189 74V73H188ZM199 74H200V72H199ZM219 74H220V72H219ZM222 75H223V73H221ZM225 74V73H224ZM103 75V74H102ZM142 75V74H141ZM149 75V74H148ZM151 75V74H150ZM147 76V78L148 77H150V78H153V77H151V76ZM160 75V76H161ZM181 75V74H180ZM179 75V76H180ZM183 75V74H182ZM196 75V74H195ZM206 75L208 76V74L206 73ZM209 75H211V74H209ZM242 75V74H241ZM245 75V74H244ZM253 75V74H252ZM251 75V76H252ZM157 76V75H156ZM169 76H170V74H169ZM176 76V75H175ZM200 76V75H199ZM225 76H227V74H225L223 77H225ZM232 76H233V74H232ZM231 76V77H232ZM249 76H250V74H249ZM258 76H259V74H258ZM263 76V75H262ZM103 77V76H102ZM140 77V76H139ZM142 77V76H141ZM144 77V76H143ZM164 77V76H163ZM173 77H174V74H173ZM172 77V78H173ZM186 77V76H185ZM189 77V76H188ZM198 77V76H197ZM215 77V76H214ZM221 77V76H220ZM222 77V78H223ZM254 76H252V78H253ZM122 78V77H121ZM138 78V77H137ZM145 78H146V76H145ZM166 78V77H165ZM171 78V77H170ZM190 78H191V76H190ZM211 78H213V77H211ZM211 78H209V79H211ZM218 78H219V76H218ZM227 79H228V76L226 77ZM225 78V79H226ZM230 78V77H229ZM234 78H235V76H234ZM238 78V77H237ZM104 79H105V77H104ZM119 79H120V77H119ZM126 79H128V77H126ZM130 79V78H129ZM135 79V78H134ZM164 79V78H163ZM177 79V78H176ZM186 79H187V77H186ZM189 79V78H188ZM230 79H233V78H230ZM229 79V80H230ZM236 79V78H235ZM256 79H258V78H256ZM131 81H132V79H130ZM142 80V79H141ZM146 80V79H145ZM150 80V79H149ZM167 80V79H166ZM171 80V79H170ZM174 80V79H173ZM180 80V79H179ZM191 80V79H190ZM190 80H188V81H190ZM215 80V79H214ZM234 80V79H233ZM253 80H255V79H253ZM122 81V80H121ZM129 81V80H128ZM127 81V82H128ZM131 81H129V82H131ZM135 81V80H134ZM143 81V80H142ZM181 81V80H180ZM182 81H185V80H182ZM181 81V82H182ZM187 81V80H186ZM221 81V80H220ZM226 81V80H225ZM237 81V80H236ZM241 83H249V81H250V77H247V76H242L241 77V80H239ZM256 81V80H255ZM255 81H253V82H255ZM260 81V80H259ZM262 81V80H261ZM264 81V80H263ZM262 81V82H263ZM139 82V81H138ZM158 82V81H157ZM157 82H156V84H157ZM177 82H179L178 80H177ZM209 82V81H208ZM215 82V81H214ZM213 82V83H214ZM219 82V81H218ZM222 82H223V79H222ZM233 82H235V81H233ZM251 82H252V79H251ZM250 82V83H251ZM257 82H258V80H257ZM122 83V82H121ZM124 83V82H123ZM136 83H137V81H136ZM144 83V82H143ZM151 83V82H150ZM154 83V82H153ZM160 83V82H159ZM168 83H171V82H168ZM174 83V82H173ZM172 83V84H173ZM207 83V82H206ZM212 83V82H211ZM210 83V84H211ZM216 83H217V80H216ZM215 83V84H216ZM230 83V82H229ZM237 83V82H236ZM240 83V84H241ZM260 83V82H259ZM149 84V83H148ZM147 84V85H148ZM155 84V86H157ZM162 84V83H161ZM165 84V83H164ZM175 84V83H174ZM191 84V83H190ZM193 84V83H192ZM201 84V83H200ZM199 84V85H200ZM223 84V83H222ZM239 83H238V86L240 85ZM253 84V83H252ZM145 85H146V83H145ZM175 85H177V84H175ZM212 85V84H211ZM210 85V86H211ZM217 85V84H216ZM215 85V86H216ZM221 85V84H220ZM224 86L226 85V83L225 84H223ZM232 85H234V84H232ZM142 86V85H141ZM144 86V85H143ZM170 86V85H169ZM207 86V85H206ZM218 86H219V84H218ZM217 86V87H218ZM223 86V87H224ZM231 86V85H230ZM229 86V87H230ZM235 86H236V84H235ZM249 86H250V84H249ZM255 86V85H254ZM162 87H165V86H162ZM161 87V88H162ZM167 87V86H166ZM165 87V88H166ZM183 87H184V85H183ZM192 87V86H191ZM200 87V86H199ZM221 87V86H220ZM222 87V88H223ZM247 87V86H246ZM257 87V86H256ZM110 88H108L109 90H111ZM206 88V87H205ZM233 88V87H232ZM240 88V87H239ZM258 88V87H257ZM262 88V87H261ZM263 88H264V86H263ZM126 89V88H125ZM124 89V90H125ZM138 89H140V91H142L141 90V88H138ZM147 89H148V86H147ZM159 89H160V87H159ZM164 89V88H163ZM170 89V88H169ZM172 89H173V86H172ZM178 89V88H177ZM187 89V88H186ZM212 89V88H211ZM218 89V88H217ZM235 89H237V88H235ZM235 89L233 88V90L235 91ZM240 89H242V88H240ZM246 89V88H245ZM113 90V89H112ZM118 90V89H117ZM120 90V89H119ZM131 90V89H130ZM133 90V89H132ZM152 90V89H151ZM205 90V89H204ZM210 90V89H209ZM221 89L219 88V91H220ZM106 91V90H105ZM126 91V90H125ZM128 91H129V89H128ZM127 91V92H128ZM156 91V90H155ZM167 91V90H166ZM173 91V90H172ZM175 91V90H174ZM180 91V87H179V90H178V92ZM206 91H208L207 89H206ZM214 91V90H213ZM224 91V90H223ZM222 91V93L224 94V92ZM230 91H232V90H230ZM236 91H238V90H236ZM235 91V92H236ZM241 91V90H240ZM244 90H242V92H243ZM264 91V90H263ZM107 92V91H106ZM131 92H133V93H135L134 91H131ZM163 92H164V90H163ZM170 92V91H169ZM181 92V91H180ZM195 92V91H194ZM205 92V91H204ZM228 92V91H227ZM233 92V91H232ZM241 92V93H242ZM96 93V92H95ZM110 93V92H109ZM118 93V92H117ZM123 93H124V91H123ZM188 93H190V92H188ZM193 93V92H192ZM197 93H199V92H197ZM205 93H207V92H205ZM212 93V92H211ZM219 92H217V94H218ZM230 92H228V94H229ZM240 93V94H241ZM245 93V92H244ZM243 93V95L245 96V94ZM263 93V92H262ZM108 94V93H107ZM148 94V93H147ZM150 94V93H149ZM175 94V93H174ZM173 94V95H174ZM183 94H185V93H183ZM203 94V93H202ZM216 94V93H215ZM233 94V93H232ZM237 94V93H236ZM113 95H115V94H113ZM118 96H119V94H118ZM130 96V95H129ZM138 96V95H137ZM150 96V95H149ZM177 96V98L179 97L178 95H176ZM215 96V95H214ZM217 96V95H216ZM102 97V96H101ZM108 97H110V96H108ZM127 97V96H126ZM131 97V96H130ZM154 97V96H153ZM160 97V96H159ZM166 97V96H165ZM175 97V96H174ZM235 97V96H234ZM247 97V96H246ZM97 98V97H96ZM105 98V97H104ZM111 98V97H110ZM118 98V97H117ZM122 98V97H121ZM120 98V99H121ZM128 98V97H127ZM168 98V97H167ZM200 98H204V97H200ZM98 99H99V97H98ZM97 99V100H98ZM102 99V98H101ZM107 99V98H106ZM129 99V98H128ZM134 99H135V97H134ZM155 99V98H154ZM157 99H158V97H157ZM160 99V98H159ZM162 99V98H161ZM174 99V98H173ZM181 99V98H180ZM206 99V98H205ZM221 99H223V97L221 98ZM227 99H229L228 97H227ZM244 99H245V97H244ZM249 99H250V97H249ZM95 101V103H93L94 104V106H93V110L95 111V112H98L99 110H100V108H101V104H99L100 103V100H99V102L98 101ZM103 100V99H102ZM118 100V99H117ZM126 100V99H125ZM144 100V99H143ZM176 100V99H175ZM193 100V99H192ZM195 100V99H194ZM224 100V99H223ZM226 100V99H225ZM241 100H243V97H242V99ZM67 101V100H66ZM111 101V100H110ZM119 101V100H118ZM170 101V100H169ZM196 102H197V100H195ZM230 101H232V98L230 99ZM233 101H234V99H233ZM232 101V102H233ZM245 101V100H244ZM249 101H252V100H249ZM253 101H254V99H253ZM68 102V101H67ZM127 102V101H126ZM156 102V101H155ZM174 102H176V101H174ZM196 102H194V103H196ZM210 102H212V100L210 101ZM225 102V101H224ZM257 102V101H256ZM113 103V102H112ZM133 102H131V104H132ZM145 103V102H144ZM151 103V102H150ZM172 103V102H171ZM192 103H193V101H192ZM209 103V102H208ZM222 103H223V101H222ZM221 103V104H222ZM234 103V102H233ZM254 103V102H253ZM252 102H251V104H253ZM67 104V103H66ZM178 105H179V103H177ZM202 104V103H201ZM212 104V103H211ZM226 104V103H225ZM227 104H228V102H227ZM256 104V103H255ZM259 104V103H258ZM106 105V104H105ZM133 105V104H132ZM137 105H139V106H141L140 104H138L137 103ZM149 105V104H148ZM183 105V104H182ZM200 105V104H199ZM203 105H205V104H203ZM219 105V104H218ZM222 105H224V104H222ZM229 105V104H228ZM232 105V104H231ZM237 105H238V103H237ZM87 106H89V105H87ZM113 106V105H112ZM123 106V105H122ZM136 106V105H135ZM159 106H160V104H159ZM165 106V105H164ZM187 106V105H186ZM194 106V105H193ZM208 106H211V105H208ZM220 106V105H219ZM230 106V105H229ZM248 107L250 106V104L249 105H247ZM247 106H246V108H247ZM258 106V105H257ZM262 106V105H261ZM125 107V106H124ZM178 107V106H177ZM196 107V106H195ZM212 107V106H211ZM222 107V106H221ZM225 107H228V106H225ZM225 107H223V108H225ZM231 107V106H230ZM229 107V108H230ZM238 106H236V108H237ZM251 107V106H250ZM253 107H255V105L253 106ZM90 108V107H89ZM92 108V107H91ZM118 108H119V106H118ZM140 108V107H139ZM151 108V107H150ZM155 108V107H154ZM162 108V107H161ZM164 108V107H163ZM188 108V107H187ZM223 108H222V110H223ZM239 108H240V106H239ZM259 108V107H258ZM257 108V109H258ZM142 109V108H141ZM189 109V108H188ZM191 109V108H190ZM232 109H233V107H232ZM242 109V108H241ZM248 109V108H247ZM261 109V108H260ZM264 109V108H263ZM262 109V110H263ZM114 110V109H113ZM137 110H139L138 108H137ZM151 110H152V108H151ZM180 110V109H179ZM184 110V109H183ZM187 110V109H186ZM194 110V109H193ZM192 110V111H193ZM199 110H202V109H199ZM204 110V109H203ZM219 110H221V108L219 109ZM231 110V109H230ZM239 110V109H238ZM238 110H235V111H238ZM246 110V109H245ZM248 110H250V108L248 109ZM254 110V109H253ZM55 111H58V114H54V113H56ZM103 111V110H102ZM123 111V110H122ZM125 111V110H124ZM147 111V110H146ZM149 111V110H148ZM156 111V110H155ZM166 111V110H165ZM196 111V110H195ZM198 111V110H197ZM196 111V112H197ZM213 111V110H212ZM215 111V110H214ZM213 111V112H214ZM224 111H225V109H224ZM223 111V112H224ZM227 111V110H226ZM242 111V110H241ZM241 111H239L240 112V114H241ZM252 111V109L250 110V112ZM259 111V110H258ZM101 111H99V113H100ZM137 112V111H136ZM143 112V111H142ZM157 112V111H156ZM174 112V111H173ZM209 112H211V111H209ZM208 112V113H209ZM221 112V111H220ZM260 112H261V110H260ZM260 112H258V113H256V114H259ZM69 113V112H68ZM87 113V112H86ZM98 113V114H99ZM105 113V112H104ZM110 113V112H109ZM119 113V112H118ZM122 113V112H121ZM141 113V112H140ZM146 113V112H145ZM149 113V112H148ZM179 113H180V111H179ZM199 113H202V112H199ZM217 113V112H216ZM222 113V112H221ZM246 113H247V111H246ZM252 114L254 113V112H251ZM6 114V113H5ZM126 114V113H125ZM134 114V113H133ZM132 114V115H133ZM138 114V113H137ZM143 114V113H142ZM151 114V113H150ZM173 114V113H172ZM174 114H176V113H174ZM186 114V113H185ZM192 114V113H191ZM227 114V113H226ZM251 114V115H252ZM255 114V113H254ZM262 115L264 114V112L263 113H261ZM88 115V114H87ZM100 115V114H99ZM118 115H120V114H118ZM121 115H124V114H121ZM145 115V114H144ZM143 115V116H144ZM149 115V114H148ZM165 115H167V114H165ZM177 115V114H176ZM197 115V114H196ZM209 115V114H208ZM230 115V114H229ZM242 115V114H241ZM248 115V114H247ZM261 115V116H262ZM6 116H8V115H6ZM8 116V117H9ZM74 116H75V114H74ZM92 116V115H91ZM104 116V115H103ZM113 116H114V114H113ZM134 116H136V115H134ZM139 116H140V114H139ZM150 116V115H149ZM148 116V118H150ZM175 116V115H174ZM194 116V115H193ZM203 116H205V115H203ZM215 116V115H214ZM253 116V115H252ZM4 117V116H3ZM73 117V116H72ZM77 117V116H76ZM84 117V116H83ZM83 117H81L82 119H83ZM89 117H90V115H89ZM95 117V116H94ZM98 118H99V116H97ZM110 117V116H109ZM125 117V116H124ZM128 117V116H127ZM133 117V116H132ZM163 117H166V116H164L163 115ZM180 117V116H179ZM191 117V116H190ZM196 117V116H195ZM201 117V116H200ZM226 117V115H224V118ZM230 117V116H229ZM234 117V116H233ZM245 118H248V116L246 117V116H244ZM88 118V117H87ZM103 118V117H102ZM118 118V117H117ZM136 118H139V117H136ZM135 118V119H136ZM169 118H171L170 116H169ZM204 118V117H203ZM230 118H232V117H230ZM241 118H243V117H241ZM256 118V117H255ZM0 119H1V117H0ZM74 119V118H73ZM77 119V118H76ZM78 119H80V118H78ZM90 119V118H89ZM91 119H92V117H91ZM96 119V118H95ZM112 119V118H111ZM123 119V118H122ZM127 119V118H126ZM134 119V120H135ZM144 119V118H143ZM156 119V118H155ZM177 119H178V116H177ZM192 119H194L193 117H192ZM196 119V118H195ZM211 119V118H210ZM252 119H253V117H252ZM259 119V118H258ZM262 119H263V117H262ZM86 120H88V119H86ZM103 120H104V118H103ZM114 120V119H113ZM130 120H131V118H130ZM133 120V119H132ZM146 120V119H145ZM160 120V119H159ZM169 120V119H168ZM183 120V119H182ZM202 120V119H201ZM200 120V121H201ZM204 120V119H203ZM224 120H226V119H224ZM250 120V119H249ZM248 120V121H249ZM254 120V119H253ZM252 120V121H253ZM261 120V119H260ZM264 120V119H263ZM262 120V121H263ZM9 121V120H8ZM7 121V122H8ZM11 121V120H10ZM93 121H96V120H93ZM101 121V120H100ZM99 121V122H100ZM124 121H126V120H124ZM142 121V120H141ZM157 121V120H156ZM165 121V120H164ZM176 121V120H175ZM178 121V120H177ZM180 121H181V119H180ZM200 121H199V123H200ZM221 121V120H220ZM251 121V122H252ZM257 121V120H256ZM259 121V120H258ZM4 122V121H3ZM14 122V121H13ZM78 122V121H77ZM86 122V121H85ZM87 122H89V121H87ZM90 122H92V121H90ZM121 122V121H120ZM136 122H138V121H136ZM140 122V121H139ZM147 122V121H146ZM146 122H144V124H146ZM149 122V121H148ZM153 122H154V120H153ZM160 122H162L161 120H160ZM169 122V121H168ZM212 122V121H211ZM210 122V123H211ZM223 122V121H222ZM247 122V121H246ZM250 122V123H251ZM9 123V122H8ZM71 123V122H70ZM70 123H68V124H70ZM102 123V122H101ZM126 123V122H125ZM133 123V122H132ZM156 123V122H155ZM214 123V122H213ZM259 123H262L261 121L259 122ZM87 124V123H86ZM99 125H100V123H98ZM129 124V123H128ZM142 124V123H141ZM158 124H159V122H158ZM180 124V123H179ZM217 124V123H216ZM224 124H227V123H224ZM238 124V123H237ZM239 124H240V121H239ZM252 124V123H251ZM262 124H264V123H262ZM14 125V124H13ZM72 125V124H71ZM89 124H87V126H88ZM109 125V124H108ZM147 125H150V124H147ZM152 125V124H151ZM150 125V126H151ZM154 125V124H153ZM184 126H185V124H183ZM214 125V124H213ZM220 125V124H219ZM217 126V128L218 127H220V126ZM229 125V124H228ZM249 125V124H248ZM255 125V124H254ZM258 125V124H257ZM3 126V125H2ZM83 126H84V124H83ZM82 126V127H83ZM91 126V125H90ZM89 126V127H90ZM93 126V125H92ZM107 126V125H106ZM131 126V125H130ZM130 126L129 127H127V128H130ZM141 126V125H140ZM215 126V125H214ZM213 126V127H214ZM225 126V125H224ZM232 126V125H231ZM239 126V125H238ZM242 126H244V125H242ZM246 126V125H245ZM253 126V125H252ZM256 126V125H255ZM259 126H261V125H259ZM258 126V127H259ZM6 127V126H5ZM8 127V126H7ZM14 127V126H13ZM69 127V126H68ZM78 127H79V125H78ZM94 127V126H93ZM137 127V126H136ZM139 127V126H138ZM156 127V126H155ZM191 127V126H190ZM196 127V126H195ZM199 127V126H198ZM209 127V126H208ZM207 126H206V128H208ZM235 127V126H234ZM2 128V127H1ZM17 128V127H16ZM84 128V127H83ZM88 128V127H87ZM86 128V129H87ZM95 128H97L96 126H95ZM94 128V129H95ZM105 128V127H104ZM135 128V127H134ZM159 128V127H158ZM161 128V127H160ZM164 128V127H163ZM174 128V127H173ZM210 128V127H209ZM225 128V127H224ZM233 128V127H232ZM248 128H251V126L249 125V127ZM254 128H256V127H254ZM261 128H262V126H261ZM6 130H7V128H5ZM72 129L73 130H75L76 129V127H75V129L72 127ZM85 129V128H84ZM131 129V128H130ZM195 129V128H194ZM221 129V128H220ZM226 129V128H225ZM228 129V128H227ZM236 129V128H235ZM242 129V128H241ZM241 129H240V131H241ZM246 128H244V130H245ZM260 129V128H259ZM13 130V129H12ZM12 130H10V131H12ZM69 130H71L70 128H69ZM73 130H71V131H73ZM80 130V129H79ZM82 130V129H81ZM125 130H127V129H125ZM132 131H133V129H131ZM159 130V129H158ZM161 130V129H160ZM164 130H166V129H164ZM169 130V129H168ZM168 130H166V131H168ZM208 130H210V129H208ZM215 130V129H214ZM213 130V131H214ZM221 130H223V129H221ZM231 130V129H230ZM252 130V133L254 132L253 131V129H251ZM251 130H250V132H251ZM19 131V130H18ZM70 131V132H71ZM76 132H79V131H77V130H75ZM89 131V130H88ZM91 131V130H90ZM93 131V130H92ZM106 131V130H105ZM176 131V130H175ZM188 131H189V129H188ZM198 131V130H197ZM218 131V130H217ZM228 131V130H227ZM239 131V133H241ZM260 130H258V132H259ZM263 130H261L260 132H262ZM21 132H19V133H21ZM75 132V133H76ZM80 132H82V131H80ZM80 132H79V134H80ZM94 132V131H93ZM96 132V131H95ZM111 132V131H110ZM115 132V131H114ZM155 132V131H154ZM154 132H152V133H154ZM160 132V131H159ZM208 132V131H207ZM211 132V131H210ZM220 132V131H219ZM228 132H230V131H228ZM232 132V131H231ZM230 132V133H231ZM235 132V131H234ZM238 132V131H237ZM249 132V131H248ZM247 132V133H248ZM249 132V134H252V133H250ZM256 132V131H255ZM7 133H8V131H7ZM15 133H16V131H15ZM113 132H111V134H112ZM128 133V132H127ZM164 133V132H163ZM188 133V132H187ZM194 133H196V132H194ZM214 133V132H213ZM225 134H227L226 132H224ZM224 133H223V135H224ZM236 133V132H235ZM242 133H244V131L242 132ZM241 133V134H242ZM1 134V133H0ZM69 134V133H68ZM67 134V135H68ZM90 134V133H89ZM119 134V133H118ZM120 134H122V132L120 133ZM133 134V133H132ZM131 134V135H132ZM134 134H135V132H134ZM133 134V135H134ZM151 134V133H150ZM155 134V133H154ZM168 134V133H167ZM202 134H203V132H202ZM222 134V133H221ZM237 134V133H236ZM262 134H264V132H262ZM15 135V134H14ZM66 135V136H67ZM71 136H72V133L70 134ZM92 135V134H91ZM93 135H95V133L93 134ZM92 135V136H93ZM101 135V134H100ZM116 136H117V134H115ZM126 135V134H125ZM125 135H123V137L122 138H124V136ZM127 135H129V134H127ZM136 135H137V133H136ZM156 135V134H155ZM169 135H171V134H168L167 135V137L169 136ZM200 135V134H199ZM204 135V137H205V133L203 134ZM202 135V136H203ZM213 135H215V134H213ZM228 135H230V134H228ZM233 135H234V133H233ZM238 135V134H237ZM236 135V136H237ZM254 135V134H253ZM257 135V134H256ZM5 137H7L6 135H4ZM16 136V135H15ZM23 136H21L22 138H23ZM90 136V135H89ZM103 136H104V134H103ZM112 136V135H111ZM119 136H121V135H119ZM119 136H118V138H119ZM187 136V135H186ZM197 136V135H196ZM206 136H207V134H206ZM208 136H210V135H208ZM217 135H215L214 137L215 138H217L216 137ZM247 136V135H246ZM249 136V135H248ZM260 136H262L261 135V133H260ZM264 136V135H263ZM13 137V136H12ZM20 137V138H21ZM82 137H83V134H82ZM86 137V136H85ZM91 137V136H90ZM100 137V136H99ZM135 137V136H134ZM148 137V136H147ZM151 137V136H150ZM154 137V136H153ZM165 137V136H164ZM193 137V136H192ZM199 137V136H198ZM198 137H196V138H198ZM203 137V138H204ZM213 137V138H214ZM219 137V136H218ZM227 137V136H226ZM253 137V136H252ZM15 138V137H14ZM65 138H67V137H65ZM76 138V137H75ZM81 138V137H80ZM80 138H79V140H80ZM84 138V137H83ZM92 138V137H91ZM90 138V139H91ZM95 138H98V137H95ZM100 138H103V137H100ZM105 138V137H104ZM113 138V137H112ZM112 138H111V140H112ZM117 137H115L114 139H116ZM122 138H120L121 139V141H122ZM126 138H127V136H126ZM136 138V137H135ZM135 138H133L134 139V141H135ZM142 138V137H141ZM190 138V137H189ZM202 138V137H201ZM208 137H206L205 139L206 140H208L207 139ZM214 138V139H215ZM228 138H230V137H228ZM228 138H227V142H228ZM236 139H237V137H235ZM238 138H239V135H238ZM253 138H255V137H253ZM257 138V137H256ZM259 138V137H258ZM6 139V138H5ZM17 139V138H16ZM69 139V138H68ZM71 139V138H70ZM73 139H74V137H73ZM72 139V140H73ZM108 139V138H107ZM106 139V140H107ZM128 139V138H127ZM153 139V138H152ZM170 139V138H169ZM200 139V138H199ZM198 139V140H199ZM213 139V140H214ZM220 138H218V140H219ZM223 139V138H222ZM242 139V138H241ZM243 139H245V138H243ZM249 139V138H248ZM260 139V138H259ZM20 140V139H19ZM76 140V139H75ZM95 140V139H94ZM100 140V139H99ZM142 140V139H141ZM141 140H140V142H141ZM162 140V139H161ZM195 140V139H194ZM193 140V141H194ZM212 140V141H213ZM239 139H237V141H238ZM250 141L249 142H251V139H249ZM3 140H1V142H2ZM8 142H9V140H7ZM10 141H11V139H10ZM81 141V140H80ZM101 141H102V139H101ZM117 141H119V140H117ZM121 141H119V142H121ZM127 141V140H126ZM126 141H124V143L126 142ZM134 141H131V142H134ZM165 141V140H164ZM164 141H163V143H164ZM168 141V140H167ZM190 141H191V139H190ZM210 141H211V139H210ZM215 141L217 142V139H215ZM221 141V140H220ZM220 141H218V142H220ZM235 141V140H234ZM254 141H255V139H254ZM253 140H252V144H253V142H254ZM1 142H0V146H1ZM4 142H6V141H4ZM15 142V141H14ZM17 142V141H16ZM23 142V141H22ZM22 142H18V143H22ZM79 142V141H78ZM85 142V141H84ZM89 142H91V141H89ZM128 142V141H127ZM130 142V141H129ZM162 142V141H161ZM160 142V143H161ZM198 142V141H197ZM200 142V141H199ZM209 142V141H208ZM207 142V143H208ZM218 142L216 143V144H218ZM223 142V141H222ZM222 142H220V144L222 143ZM233 142V141H232ZM248 142V143H249ZM256 142H258V141H256ZM256 142H255V144H256ZM3 143V142H2ZM7 143V142H6ZM12 143H13V141H12ZM93 143H94V141H93ZM116 144H118V142H115ZM114 143V144H115ZM150 143H152V141L150 142ZM170 143H171V141H170ZM181 143V142H180ZM190 143V142H189ZM192 143V142H191ZM206 143V142H205ZM226 143V142H225ZM235 143H236V141H235ZM239 143V142H238ZM260 143V142H259ZM262 143V142H261ZM8 144H10V143H8ZM24 144V143H23ZM79 144V143H78ZM83 144V143H82ZM87 144V143H86ZM85 144V145H86ZM98 144V143H97ZM101 144V143H100ZM102 144H103V142H102ZM106 144V143H105ZM109 144V143H108ZM113 144V145H114ZM122 144V143H121ZM127 143H125V145H126ZM134 143H132V145L131 144H129V145H131V146H136V145H133ZM154 144V143H153ZM184 144V143H183ZM188 144V143H187ZM199 144H201V143H199ZM211 144V143H210ZM233 144V143H232ZM237 144V143H236ZM236 144H235V147H236ZM240 144H242V143H240ZM240 144H238V145H240ZM252 144H250L249 146L251 147V145ZM14 145V144H13ZM96 145V144H95ZM107 145V144H106ZM111 145H112V143H111ZM128 145V144H127ZM126 145V146H127ZM147 145V144H146ZM166 145V144H165ZM174 145V144H173ZM186 145V144H185ZM188 145H191V144H188ZM202 145H204V143L202 144ZM206 145V144H205ZM228 145L229 144H227L226 146L228 147ZM244 145H245V143H244ZM244 145H242V147L244 146ZM262 145V144H261ZM3 146H4V144H3ZM11 146V145H10ZM10 146H9V150L7 151V153H10L9 151H10ZM18 146H20V145H18ZM80 146V145H79ZM83 146V145H82ZM100 146V145H99ZM114 146H116V145H114ZM137 146H138V144H137ZM153 146H155V145H151L150 147H149V144H148V147L150 148V150H155V149H157V148H155V149H152V147ZM158 146V145H157ZM167 146V145H166ZM175 146V145H174ZM180 146H181V144H180ZM198 146V145H197ZM213 145L211 144V147H212ZM219 146V145H218ZM232 146V145H231ZM231 146H229L230 147V149H231ZM248 146V145H247ZM263 146H264V144H263ZM22 147V146H21ZM86 147H87V145H86ZM97 147V146H96ZM96 147H91V148H96ZM104 147V146H103ZM103 147H102V150H103ZM118 147H119V145H118ZM144 147V146H143ZM159 147V146H158ZM184 147V146H183ZM206 147V146H205ZM220 147H221V145H220ZM239 147V146H238ZM253 147V146H252ZM257 147V146H256ZM255 147V148H256ZM259 147H261V146H259ZM258 147V148H259ZM5 148H6V146H5ZM12 148V147H11ZM18 148V147H17ZM20 148V147H19ZM85 148V147H84ZM112 148V147H111ZM110 148V149H111ZM121 148V147H120ZM125 148V147H124ZM138 148H140V147H138ZM147 148V147H146ZM149 148H147V149H149ZM164 148V147H163ZM181 148V147H180ZM185 148V147H184ZM183 148V149H184ZM187 148V147H186ZM188 148H190V147H188ZM193 148V147H192ZM200 148H201V146H200ZM203 148H204V146H203ZM226 148V147H225ZM234 148V147H233ZM248 148V147H247ZM254 148V149H255ZM1 149V148H0ZM89 149V148H88ZM99 149V148H98ZM109 149V148H108ZM123 149V148H122ZM122 149H120V151L122 150ZM214 149V148H213ZM228 149V148H227ZM245 149V148H244ZM2 150V149H1ZM7 150V149H6ZM12 150H13V148H12ZM81 150V149H80ZM93 150V149H92ZM91 149H90V155H91V151H92ZM95 150V149H94ZM107 150V149H106ZM112 150V149H111ZM118 150V149H117ZM123 150H125V149H123ZM122 150V151H123ZM127 150V149H126ZM142 150H146V149H142ZM174 150V149H173ZM176 150H177V148H176ZM182 150V149H181ZM203 150H207L208 151V149H203ZM216 150V149H215ZM224 150V149H223ZM259 150H261V149H259ZM15 151V150H14ZM20 151V150H19ZM24 151V150H23ZM85 151V150H84ZM84 151L82 152V153H84ZM132 151H134V150H132ZM140 151V150H139ZM158 151V150H157ZM178 151V150H177ZM212 152H213V150H211ZM231 151V150H230ZM246 151V150H245ZM262 151H264V150H262ZM18 152V151H17ZM21 152V151H20ZM87 152H88V150H87ZM99 152V151H98ZM106 152V151H105ZM108 152V151H107ZM112 152V151H111ZM149 152V151H148ZM151 152H153V151H151ZM171 152V151H170ZM201 152H203V151H201ZM205 153H206V151H204ZM218 152V151H217ZM224 152V151H223ZM259 152V151H258ZM4 153H6V152H4L3 151V154ZM19 153V152H18ZM24 153V152H23ZM26 153V152H25ZM96 153H97V149H96ZM100 153V152H99ZM104 153V152H103ZM123 153V152H122ZM154 153H155V151H154ZM172 153V152H171ZM179 153H180V150H179ZM195 153V152H194ZM214 153V152H213ZM216 153V152H215ZM222 153V152H221ZM260 153H263V152H260ZM16 154V153H15ZM87 154V153H86ZM108 154H109V152H108ZM111 154V153H110ZM128 154V153H127ZM131 154V153H130ZM135 154H136V151H135ZM145 154H147V153H145ZM150 154H152V153H150ZM201 154V153H200ZM217 154V153H216ZM227 154H228V151H227ZM237 154H241V150H240V153H237L236 152V154H234L235 156L237 155ZM245 154V153H244ZM248 154V153H247ZM264 154V153H263ZM2 157H3V155L2 154H0ZM7 155V154H6ZM9 155V154H8ZM13 155V154H12ZM18 156L19 155H21V153H19V154H17ZM117 155V154H116ZM115 155V156H116ZM120 155V154H119ZM125 155V154H124ZM139 155H140V153H139ZM142 155H144V154H142ZM156 155V154H155ZM175 155H177V153L175 152ZM189 155V154H188ZM191 156H192V154H190ZM207 155H211V154H207ZM206 155V156H207ZM214 155V154H213ZM226 155V154H225ZM13 156H15V155H13ZM82 156H83V154H82ZM86 156V155H85ZM121 156V155H120ZM120 156H117L118 158L120 157ZM123 156V155H122ZM137 156V155H136ZM135 156V157H136ZM141 156V155H140ZM149 156V155H148ZM154 156V155H153ZM235 156H233V157H235ZM238 156V155H237ZM243 156V155H242ZM260 156H262V155H260ZM10 157H12V156H10ZM20 157V156H19ZM23 157H25V155L23 156ZM22 157V158H23ZM27 157V156H26ZM125 157V156H124ZM128 157V156H127ZM138 157V156H137ZM176 157V156H175ZM186 157H187V155H186ZM197 157V156H196ZM245 158H246V156H244ZM21 158V157H20ZM21 158V159H22ZM114 158V157H113ZM122 158V157H121ZM143 158V157H142ZM226 158V157H225ZM224 157H222V159H225ZM227 158H229V156L227 157ZM230 158H232V157H230ZM236 158H238V157H236ZM245 158H244V160L243 161H245ZM261 158V157H260ZM3 159V158H2ZM12 159V158H11ZM20 159V160H21ZM91 159V158H90ZM136 159V158H135ZM176 159V158H175ZM185 159V158H184ZM191 159V158H190ZM189 159V160H190ZM194 159V158H193ZM198 159V158H197ZM196 159V160H197ZM213 159V158H212ZM214 159H215V157H214ZM241 159V158H240ZM250 159V158H249ZM249 159H248V161H249ZM7 160V159H6ZM16 160H19L18 158L16 159ZM81 160V159H80ZM88 160V159H87ZM86 160V161H87ZM98 160V159H97ZM97 160H96V162H97ZM102 160V159H101ZM100 160V161H101ZM111 160H113V159H111ZM121 160V159H120ZM124 160H125V158H124ZM130 160V159H129ZM187 160V159H186ZM192 160V159H191ZM196 160H194V161H196ZM207 160H208V158H207ZM216 160V159H215ZM227 160V159H226ZM237 160V159H236ZM238 160H239V158H238ZM25 161H28V158H27V160L25 159ZM126 161V160H125ZM143 161V160H142ZM211 161V160H210ZM213 161V160H212ZM211 161V162H212ZM228 161V160H227ZM240 161V160H239ZM21 162V161H20ZM19 162V163H20ZM81 163H82V160L80 161ZM79 162V163H80ZM94 162V161H93ZM121 162H122V160H121ZM192 162H193V160H192ZM202 162V161H201ZM14 163V162H13ZM26 163V162H25ZM28 163V162H27ZM115 163V162H114ZM197 163V162H196ZM196 163H194V164H196ZM213 164H214V162H212ZM211 163V164H212ZM218 163V162H217ZM217 163H215V165L217 164ZM234 163V162H233ZM232 163V165L231 166H233V165H235V164H233ZM235 163H237V161H235ZM241 163V162H240ZM240 163L238 162V164H239V166H240ZM243 163V162H242ZM245 163V162H244ZM248 163V162H247ZM251 163H253V161L251 162ZM4 164V163H3ZM2 164V165H3ZM18 164V163H17ZM22 164H23V161H22ZM29 164V163H28ZM94 164V163H93ZM116 164V163H115ZM207 164V163H206ZM210 164V163H209ZM230 165L228 162H226V167H228V165ZM254 164H256V163H254ZM6 165V164H5ZM11 165V164H10ZM15 165V164H14ZM31 165V166H32ZM71 165V166H70ZM74 165H76V164H74ZM73 165V166H74ZM82 165H84V164H82ZM122 165H125V163L124 164H122ZM224 166H225V164H223ZM253 165V164H252ZM20 166V165H19ZM28 165L26 164V167H27ZM30 166V167H31ZM77 166L78 167H80L78 164H77ZM94 166V165H93ZM208 166V165H207ZM222 166V165H221ZM247 166H248V164L246 165V168H247ZM255 166V165H254ZM253 166V167H254ZM1 167V166H0ZM11 167V166H10ZM25 167V166H24ZM26 167H25V169H26ZM89 167V166H88ZM198 167V166H197ZM213 167H214V165H213ZM215 167H217V166H215ZM237 167V166H236ZM244 167V166H243ZM243 167H242V169H243ZM252 167V168H253ZM15 168V167H14ZM16 168H18V166L16 167ZM15 168V169H16ZM20 168H21V166H20ZM38 168H39V170H38ZM77 168V167H76ZM75 168V169H76ZM91 168V167H90ZM89 168V169H90ZM196 168V167H195ZM194 168V169H195ZM202 168H205L206 169V167H202ZM212 168V167H211ZM241 168V167H240ZM245 168V169H246ZM252 168H250V170L252 169ZM3 169H4V167H3ZM30 169L31 170H33V168L31 167V168H29V171H30ZM74 169V170H75ZM78 169H80V168H78ZM77 169V170H78ZM83 169V168H82ZM123 169H125V168H123ZM122 169V170H123ZM127 169V168H126ZM208 169L209 168H207V171H208ZM222 169H225L223 166H222ZM229 169V168H228ZM230 169H232V168H230ZM229 169V170H230ZM233 169H234V166H233ZM247 169H249V168H247ZM254 169V168H253ZM7 170V169H6ZM5 170V171H6ZM11 170H13V169H11ZM27 170H28V168H27ZM70 170V169H69ZM129 170H130V168H129ZM219 170V169H218ZM238 170H239V168H238ZM257 170H259V169H257ZM4 171V170H3ZM2 171V172H3ZM14 171V170H13ZM34 171V170H33ZM71 171V170H70ZM91 171V170H90ZM119 171V170H118ZM125 172H126V170H124ZM192 171H194V170H192ZM197 172H198V170H196ZM202 171H204V170H202ZM201 171V172H202ZM206 171V170H205ZM213 171V170H212ZM211 171V172H212ZM220 171H222L221 169H220ZM225 171V170H224ZM235 171V170H234ZM233 170H232V173L234 172ZM261 171V170H260ZM1 172V171H0ZM1 172V173H2ZM26 172V171H25ZM35 172V171H34ZM72 172V171H71ZM122 172V171H121ZM120 172V173H121ZM188 172V171H187ZM209 172V171H208ZM246 172V171H245ZM255 171H253V173H254ZM262 172V171H261ZM10 173V172H9ZM11 173H12V171H11ZM80 173H82L81 172V169H80ZM101 173H102V171H101ZM127 173V172H126ZM193 173V172H192ZM195 173V172H194ZM194 173L192 174V175H194ZM219 173V172H218ZM220 173H222V172H220ZM237 173H238V171H237ZM250 175H251V177L252 176H254V175H252L253 173L250 171ZM256 173V172H255ZM13 174H15V173H13ZM16 174H18V173H16ZM22 174H24V172L22 173ZM100 174V173H99ZM213 174V173H212ZM227 174H228V170H227ZM227 174H225L226 176H227ZM243 174V173H242ZM260 174V173H259ZM259 174H256V176L258 175L259 176ZM262 174V173H261ZM5 175V174H4ZM9 175V174H8ZM20 175V174H19ZM75 175V174H74ZM81 175V174H80ZM126 175V174H125ZM191 174H190V176H192ZM204 175V174H203ZM222 175H224V174H221V176ZM230 175H231V172H230ZM236 175H238V174H236ZM241 175V174H240ZM239 175V176H240ZM245 176L247 175V174H244ZM244 175H243V177H244ZM248 175H249V171H248ZM1 176V175H0ZM18 176V175H17ZM68 176V175H67ZM72 176V175H71ZM83 176V175H82ZM95 177L97 176V175H94ZM99 176V175H98ZM97 176V177H98ZM164 176H166V175H164ZM163 176V177H164ZM195 176H196V174H195ZM201 176V175H200ZM232 176V175H231ZM263 176H264V174H263ZM263 176H259V177H263ZM11 177V176H10ZM27 177H28V175H27ZM94 177V178H95ZM97 177H96V179H97ZM162 177V176H161ZM198 177V176H197ZM21 178V177H20ZM50 178H51V180H50ZM92 178V177H91ZM100 178V177H99ZM101 178H102V176H101ZM100 178V179H101ZM140 178H141V176H140ZM139 178V179H140ZM202 178V177H201ZM224 178H225V176H224ZM234 178H236V177H234ZM242 178V177H241ZM240 178V179H241ZM246 178H247V176H246ZM3 179H6V178H3ZM64 180L65 181V179L64 178H61V180ZM84 179V178H83ZM104 179V178H103ZM186 179V178H185ZM190 179V178H189ZM195 179H198V178H196L195 177ZM229 179V178H228ZM245 179V178H244ZM247 179H249V177L247 178ZM254 179V177L252 178V180ZM256 180H254V181H258L259 179H257V178H255ZM8 180V179H7ZM7 180H6V182H7ZM19 180V179H18ZM22 179H20V181H21ZM86 180V179H85ZM84 180V181H85ZM90 180V179H89ZM191 180V179H190ZM199 180V179H198ZM227 180V179H226ZM5 181V180H4ZM3 181V182H4ZM11 181V180H10ZM12 181H13V178H12ZM17 181V180H16ZM60 181V180H59ZM84 181L82 182V183H84ZM92 181H93V179H92ZM97 181V180H96ZM103 181V180H102ZM185 181V180H184ZM231 181V180H230ZM235 181V180H234ZM244 180H241L240 182H243ZM245 181H248V180H246L245 179ZM251 181V180H250ZM253 181V182H254ZM31 182V181H30ZM98 182V181H97ZM141 182V181H140ZM139 182V183H140ZM227 182V181H226ZM259 182V181H258ZM24 183H25V181H24ZM28 183V182H27ZM87 183V182H86ZM91 183V182H90ZM105 183V182H104ZM160 183V182H159ZM201 183V182H200ZM229 183V182H228ZM232 183H233V181H232ZM235 183H238V182H235ZM9 184V183H8ZM12 184V183H11ZM57 184H58V182H57ZM62 186V189H63V184L62 183H60ZM66 184V183H65ZM64 184V185H65ZM199 184V183H198ZM226 183H224V185H225ZM242 184V183H241ZM261 184V183H260ZM17 185V184H16ZM16 185H15V187H16ZM38 185H40V184H38ZM43 185V186H44ZM67 185V187H70V184L68 185V184H66ZM71 185H72V183H71ZM84 185H86V184H84ZM84 185L82 184V186L84 187ZM88 185L89 184H87L86 186L88 187ZM163 185V184H162ZM161 185V186H162ZM201 185V184H200ZM205 185V184H204ZM208 185V184H207ZM224 185H222V186H224ZM228 185V184H227ZM235 185H237V184H235ZM234 185V186H235ZM243 185H245L244 183H243ZM257 185H258V183H257ZM13 186V185H12ZM12 186H11V188H12ZM18 186V185H17ZM19 186H20V184H19ZM22 186H23V184H22ZM30 186V184L27 186V187H29ZM34 188H35V186L34 185H32ZM53 186H55V185H52V187ZM89 186H91V185H89ZM226 186V185H225ZM224 186V187H225ZM246 186H248V184H246ZM260 186V185H259ZM26 187V186H25ZM39 187V186H38ZM59 187V186H58ZM60 187V188H61ZM83 187H80V189L81 188H83ZM104 187V186H103ZM141 187H142V185H141ZM166 187H168V186H166ZM198 187V186H197ZM201 187V186H200ZM199 187V188H200ZM202 187H205V186H203L202 185ZM207 187V186H206ZM228 187V186H227ZM242 187V186H241ZM245 187V186H244ZM257 188H258V186H256ZM263 187H264V185H263ZM32 188V187H31ZM30 188V189H31ZM33 188V189H34ZM42 188V187H41ZM56 188H57V186H56ZM55 188V189H56ZM106 188V187H105ZM152 188V187H151ZM162 188V187H161ZM164 188V187H163ZM222 188V187H221ZM229 188L231 189L232 187H230V185H229ZM234 188V187H233ZM254 188V187H253ZM262 188V187H261ZM17 189V188H16ZM28 189V188H27ZM38 189V188H37ZM36 188H35V190H37ZM66 189V188H65ZM65 189H63V190H65ZM72 189H73V187H72ZM86 189V188H85ZM145 189V188H144ZM193 189H194V187H193ZM198 189V188H197ZM210 189V188H209ZM238 189H239V187H238ZM246 190H247V187L245 188ZM256 189V188H255ZM264 188H262V190H263ZM18 190H19V188H18ZM57 190V189H56ZM60 190V189H59ZM58 190V191H59ZM67 190V189H66ZM71 190V189H70ZM99 190V189H98ZM192 190V189H191ZM228 190V189H227ZM234 190V189H233ZM240 190V189H239ZM23 191V190H22ZM26 191V190H25ZM29 191V190H28ZM51 191V190H50ZM49 191V192H50ZM71 191H73V190H71ZM105 191H107V189L105 190ZM190 191V190H189ZM245 191V190H244ZM259 191H261V189H259ZM63 192V191H62ZM149 192V191H148ZM183 192V191H182ZM192 192V191H191ZM196 192V191H195ZM227 192V191H226ZM229 192V191H228ZM233 192V191H232ZM237 192H239V191H237ZM237 192H235V193H237ZM242 192V191H241ZM240 192V193H241ZM245 192H247V191H245ZM21 193V192H20ZM20 193H19V195H20ZM34 193H36V192H34ZM40 193V192H39ZM38 193V194H39ZM57 193H59V192H57ZM56 193V194H57ZM68 193V192H67ZM71 193V192H70ZM108 193V192H107ZM110 193V192H109ZM108 193V194H109ZM173 193H176V192H174L173 191ZM184 193H185V191H184ZM183 193V194H184ZM189 193V192H188ZM229 193H231V190H230V192ZM234 193V192H233ZM240 193H238V194H240ZM244 193V192H243ZM1 194H3V193H1L0 192V195ZM18 194V193H17ZM31 194V193H30ZM29 194V195H30ZM41 194V193H40ZM55 194V193H54ZM61 194V193H60ZM59 194V195H60ZM64 194V193H63ZM62 194V195H63ZM182 194V195H183ZM186 194V193H185ZM9 195V194H8ZM16 195V194H15ZM22 195V194H21ZM34 195V194H33ZM51 195H53L52 194V192H51ZM110 195H111V193H110ZM4 196H5V193H4ZM25 196H26V194H25ZM35 196V195H34ZM33 196V198H36V197H34ZM64 196V195H63ZM63 196H62V198H63ZM68 196V195H67ZM70 196V195H69ZM75 196L76 195H74V198H75ZM78 196H79V194L77 195V197L76 198H78ZM167 196V195H166ZM6 197V196H5ZM12 197H14V196H12ZM32 197V196H31ZM54 197V196H53ZM173 197V196H172ZM180 197H182L181 195H180ZM0 198H1V196H0ZM7 198H10V196L9 197H7ZM18 198V197H17ZM21 198V197H20ZM50 198H51V196H50ZM61 198V197H60ZM59 198V199H60ZM67 198V197H66ZM150 198V197H149ZM177 198V197H176ZM178 198H179V196H178ZM11 199V198H10ZM16 199V198H15ZM23 199H26L25 197L23 198ZM82 199V198H81ZM171 199H175V198H171ZM1 200H3V199H1ZM17 200V199H16ZM31 200H32V198H31ZM36 200V199H35ZM49 200V199H48ZM53 200H56L55 199V197H54V199ZM70 200V199H69ZM79 200V199H78ZM135 200V199H134ZM136 200H139V199H136ZM135 200V201H136ZM149 200V199H148ZM204 200V199H203ZM205 200H207V199H205ZM5 201V200H4ZM11 201H12V199H11ZM20 201H23V200H20ZM28 201H30V200H28ZM36 201H38V200H36ZM47 201V200H46ZM50 201V200H49ZM59 201V200H58ZM64 201V200H63ZM67 201V200H66ZM75 201V200H74ZM73 201V202H74ZM76 201H77V199H76ZM83 201V200H82ZM85 201V200H84ZM115 201V200H114ZM132 201V200H131ZM140 201V200H139ZM137 202V203H141V202ZM151 201V200H150ZM184 201V200H183ZM14 202V201H13ZM16 202V201H15ZM18 202V201H17ZM53 202H55V201H53ZM60 202V201H59ZM62 202V201H61ZM69 202V201H68ZM72 202V203H73ZM80 202V201H79ZM123 202H124V200H123ZM169 202V201H168ZM187 202V201H186ZM204 202V201H203ZM26 203H27V201H26ZM25 203V204H26ZM32 203V202H31ZM40 204H41V202H39ZM58 203V202H57ZM64 203V202H63ZM81 203V202H80ZM150 203V202H149ZM170 203V202H169ZM172 203V202H171ZM181 203H183L182 201H181ZM180 203V204H181ZM224 203H225V201H224ZM22 204V203H21ZM64 204H66V203H64ZM69 204V203H68ZM78 204V203H77ZM81 204H84V203H81ZM81 204H79V205H81ZM93 204V203H92ZM124 204V203H123ZM130 204H134V203H130ZM142 204V203H141ZM141 204H140V206H141ZM146 204V203H145ZM173 204H175V203H173ZM186 204H188V203H186ZM230 204V203H229ZM32 205V204H31ZM72 205V204H71ZM74 205V204H73ZM78 205V206H79ZM85 205V204H84ZM136 205V204H135ZM134 205V206H135ZM166 205V204H165ZM172 205V204H171ZM182 205V204H181ZM189 205V204H188ZM228 205V204H227ZM33 206V205H32ZM37 206V205H36ZM77 206V205H76ZM137 206H138V204H137ZM136 206V207H137ZM177 206H179V203H178V205ZM187 206V205H186ZM208 206V205H207ZM82 207H84V206H82ZM81 207V208H82ZM135 207V208H136ZM225 207H227V206H225ZM33 208V207H32ZM51 208V207H50ZM77 208V207H76ZM92 208V207H91ZM102 208V207H101ZM126 208V207H125ZM134 208V209H135ZM166 208H168L167 207V205H166ZM176 208V207H175ZM179 208L180 209H182L181 207H178L177 209H178V211H180L179 210ZM184 208H185V206H184ZM34 209V208H33ZM80 209V208H79ZM78 209V210H79ZM129 209H130V205H129ZM40 210V209H39ZM50 210V209H49ZM73 210V209H72ZM76 210V209H75ZM108 210V209H107ZM106 209H105V211H107ZM172 210V209H171ZM183 210V209H182ZM186 210V209H185ZM236 210V209H235ZM4 211V210H3ZM36 211V210H35ZM40 211V212H41ZM101 211V210H100ZM137 211V210H136ZM140 211H142V210H140ZM169 211V210H168ZM222 211H224V213L226 212L225 210H222ZM237 211V210H236ZM75 212V211H74ZM143 212V211H142ZM141 212V213H142ZM170 212V211H169ZM220 211H218V213H219ZM237 212H239V211H237ZM32 213V212H31ZM137 213V212H136ZM140 213V212H139ZM138 213V214H139ZM144 213H146V212H144ZM177 213H179V212H177ZM243 213V212H242ZM35 214V213H34ZM41 214V213H40ZM50 214V213H49ZM77 214V213H76ZM182 214H183V211H182ZM182 214H180V215H182ZM226 214V213H225ZM240 214H241V212H240ZM74 215V214H73ZM78 215V214H77ZM82 215V214H81ZM134 215H136V214H134ZM146 215V214H145ZM150 215H151V213H150ZM133 216V215H132ZM149 216V215H148ZM33 216L31 215V218H32ZM37 217H38V215H37ZM50 217H51V215H50ZM63 217H65V216H63ZM170 217V216H169ZM177 217H179V216H177ZM3 218V217H2ZM36 218V217H35ZM40 218V217H39ZM57 218V217H56ZM66 218V217H65ZM131 218V217H130ZM1 219V218H0ZM38 219V218H37ZM35 220L34 222H35V224L32 222V224H33V226L34 227H32V225H30L29 227H32L33 228V237L32 238H34V236H35V233L37 234V231L38 230H40V232H44V226L43 225H45V227H46V224H48V223H46V224H42V220L41 221H39V220ZM41 219V218H40ZM60 219V218H59ZM3 220V219H2ZM31 220V219H30ZM56 220V219H55ZM58 220V219H57ZM69 220V219H68ZM67 220V221H68ZM86 220V219H85ZM116 220V219H115ZM129 220V219H128ZM152 220H153V218H152ZM151 220V221H152ZM176 220H177V218H176ZM193 220V219H192ZM192 220H191V222H192ZM211 220V219H210ZM32 221V220H31ZM44 221V220H43ZM49 221V220H48ZM62 221V220H61ZM64 221V220H63ZM87 221H89V219L87 218ZM90 221H91V219H90ZM89 221V222H90ZM133 221V220H132ZM172 221V220H171ZM171 221H169V222H171ZM45 222V221H44ZM56 222V221H55ZM69 222H70V220H69ZM98 222V221H97ZM119 222H121V221H119ZM178 222V221H177ZM50 223V222H49ZM88 223V222H87ZM99 223V222H98ZM134 223V222H133ZM154 223V222H153ZM152 223V224H153ZM174 223V222H173ZM53 225L55 224V223H52ZM56 224H58V223H56ZM55 224V225H56ZM63 224V223H62ZM70 224V223H69ZM90 224V223H89ZM115 224V223H114ZM113 224V225H114ZM151 224V223H150ZM166 224V223H165ZM164 224V225H165ZM169 224V223H168ZM175 224V223H174ZM174 224H172V223H170V225L172 226V225H174ZM49 225V224H48ZM61 225V224H60ZM66 225V224H65ZM112 225V224H111ZM167 225V224H166ZM57 226V225H56ZM68 226V225H67ZM152 226V225H151ZM168 226V225H167ZM55 227V226H54ZM53 227V228H54ZM62 227H63V225H62ZM70 227V226H69ZM68 227V228H69ZM106 227V226H105ZM47 228V227H46ZM45 228V229H46ZM58 228H59V226H58ZM170 228V226L168 227V228H166L165 229V227H164V231L165 232H163V231H161V230H159V231H161L162 232V234H160L161 236V241L162 242H166L167 244H169L171 247L169 248V246H168V248H167V250L165 251V257L166 256H168L169 258H172V259H174V257H175V255H176V253H179L178 255H181L180 254V252L179 251H176V250H178V248L177 247H175L174 248V245L176 244L175 243V238L173 237V233H175V232H173L172 230H174V229H172V230H170L169 229ZM207 228V227H206ZM63 229V228H62ZM142 229V228H141ZM208 229V228H207ZM31 230V229H30ZM56 230V229H55ZM54 230V231H55ZM61 230V229H60ZM67 230V229H66ZM70 230V229H69ZM69 230L67 231V232H69ZM107 230V229H106ZM0 231H2V230H0ZM47 231V230H46ZM63 231H65V230H63ZM143 231V230H142ZM30 232H32V231H30ZM48 232V231H47ZM140 232V231H139ZM45 233V232H44ZM54 233H56V232H54ZM58 233V232H57ZM70 233H72L71 231H70ZM138 232L136 231V234H137ZM47 234V236H48V233H46ZM61 234V233H60ZM140 234V233H139ZM141 234H142V232H141ZM52 235V234H51ZM56 235V234H55ZM63 235V234H62ZM65 235V234H64ZM70 234H68V236H69ZM177 235V234H176ZM59 236V235H58ZM71 236V235H70ZM69 236V237H70ZM139 237H140V235H138ZM143 236V235H142ZM147 236H148V234H147ZM178 236H181L180 234H178ZM39 237V236H38ZM54 237V236H53ZM56 237H57V235H56ZM64 237V236H63ZM138 237V238H139ZM151 237V236H150ZM36 239H37V237H35ZM58 238V237H57ZM65 238V237H64ZM104 238V237H103ZM144 238V237H143ZM148 238V237H147ZM152 238V237H151ZM181 238V237H180ZM216 238H217V236H216ZM47 239H49V238H47ZM60 239V238H59ZM58 239V240H59ZM66 240H67V238H65ZM108 239V238H107ZM122 239V238H121ZM149 239V238H148ZM147 239V240H148ZM154 239V238H153ZM176 239H178L177 237H176ZM183 239V238H182ZM214 239V238H213ZM33 240V239H32ZM31 240V241H32ZM63 239H61L60 241H59V243L60 244H62L61 243V241H62ZM102 240V239H101ZM124 240V239H123ZM143 240V239H142ZM141 240V241H142ZM150 240V239H149ZM211 240V239H210ZM215 240V239H214ZM67 241H69V240H67ZM103 241V240H102ZM126 241V240H125ZM143 241H145L146 242V240H143ZM154 241V240H153ZM157 241V240H156ZM180 241H182V240H180ZM54 242H55V238H54ZM56 242H57V240H56ZM63 242V241H62ZM64 242H66V241H64ZM70 242V241H69ZM100 242V241H99ZM150 242H151V240H150ZM210 243L209 244H211V241H209ZM52 243H53V241H52ZM58 243V242H57ZM102 243V242H101ZM103 243H105V242H103ZM125 243V242H124ZM147 243V242H146ZM154 243V242H153ZM158 243V242H157ZM159 243H160V241H159ZM55 244V243H54ZM64 244V243H63ZM66 244H67V242H66ZM65 244V245H66ZM111 244V243H110ZM118 244V243H117ZM120 244V243H119ZM152 244V243H151ZM155 244V243H154ZM199 244V243H198ZM198 244H196V245H198ZM125 245H127V243L125 244ZM124 245V246H125ZM145 245V244H144ZM177 245V244H176ZM175 245V246H176ZM31 246V247H30ZM47 246H48V242L46 241V236H42L41 237V239L40 240H33L32 241V244H30L29 246H27L26 248H24V250H22V251H17L13 256L14 257H18V258H21L22 259V261H25L26 263H28V264H50L49 262V260H48V257L49 256H47V252L48 251H50V250H48V249H46L47 248ZM55 247L57 246V244L56 245H54ZM69 246L71 247V245L69 244ZM146 246H150V245H147L146 244ZM145 246V247H146ZM159 246V245H158ZM50 247V246H49ZM60 247V246H59ZM62 247V246H61ZM60 247V248H61ZM66 247V246H65ZM64 247V248H65ZM127 247V246H126ZM166 247V246H165ZM54 248V247H53ZM151 249L152 248H156V246L154 247H150ZM150 248H148V250H147V255H148V251H149V249ZM159 248V247H158ZM62 249V248H61ZM67 248H65V250H66ZM145 249V248H144ZM163 249V248H162ZM161 248H160V250H162ZM180 249V248H179ZM29 250V251H28ZM46 250H48V251H46ZM57 250H59V249H57ZM70 250V249H69ZM68 250V251H69ZM182 250V249H181ZM52 251H54V250H52ZM56 251V250H55ZM61 251V250H60ZM63 251H64V249H63ZM144 251V250H143ZM183 251H184V249H183ZM51 252V251H50ZM57 252V251H56ZM55 252V253H56ZM67 252V251H66ZM141 252V251H140ZM164 251H162V253H163ZM52 253V252H51ZM50 253V254H51ZM55 253H54V255H55ZM62 253V252H61ZM69 253V252H68ZM144 253H145V251H144ZM144 253H143V255H144ZM154 253V252H153ZM152 253V254H153ZM182 253V252H181ZM59 254V253H58ZM63 254H65V253H63ZM67 254V253H66ZM141 254V253H140ZM139 254V255H140ZM151 254V253H150ZM156 254V253H155ZM160 254V253H159ZM158 254V255H159ZM186 254V252H184V255ZM162 255V254H161ZM183 255V256H184ZM120 256L121 255H119V259H122V258H120ZM163 256H164V253H163ZM118 257V256H117ZM139 257V256H138ZM141 257V256H140ZM145 257H146V255H145ZM148 257V256H147ZM151 257V256H150ZM149 257V258H150ZM154 257H155V255H154ZM156 257H157V254H156ZM160 257V256H159ZM164 257V258H165ZM182 257V256H181ZM180 257V258H181ZM52 258V257H51ZM161 258H163V257H161ZM160 258V259H161ZM177 258V257H176ZM175 258V259H176ZM14 258H12V259H10L9 260V258H8V260H6V264H11V261L13 260ZM52 259H54V258H52ZM143 259V258H142ZM147 259V258H146ZM54 261V260H53ZM121 261V260H120ZM0 263H2V264H4L5 263V259H3V258H1L0 259ZM18 264H20V263H18Z\"/></svg>",
  "mask_w": 264,
  "mask_h": 264
}]
</instances>
